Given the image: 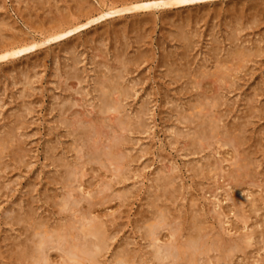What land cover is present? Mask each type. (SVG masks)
<instances>
[{
    "label": "bare ground",
    "instance_id": "bare-ground-1",
    "mask_svg": "<svg viewBox=\"0 0 264 264\" xmlns=\"http://www.w3.org/2000/svg\"><path fill=\"white\" fill-rule=\"evenodd\" d=\"M28 1V0H27ZM41 1V0H40ZM49 1H51V0H42L39 4L37 3V0H36V2H35V0H34V4L31 6H29L30 8H36V9H38V8H41L42 10H43V8H45V11H46V8H47V6L46 7H42V4H47V3H44V2H49ZM65 1V3H66V6L64 5V6H62V8H64V9H67L66 10V13H64L63 14V11L61 12V10H59L62 14H60L59 13V11H56V13H55V11L53 12V15H54V13H55V15L57 14V12L59 13V15H56V16H58V17H53V16H51V15H49L47 12H46V14H48V17L49 16H51V17H49V20H44V18H45V15H44V18H43V20H44V22H46L45 24L43 23V24H40V26H41V28L39 27V29L40 30H38V33H36V34H39L38 35V37H32V36H28V37H26L25 38V36H22L23 38H21L20 37V34L18 35L19 37L18 38H16L17 37V34H18V31L16 32L15 30H18V29H16V27H15V29H13L12 28V30H11V28L9 29V28H7V27H10L9 25H11L10 24V22L9 23H6L3 19H0V62H3V64H8V63H12V62H14V60L16 59H18V58H20L21 56H23V55H26V54H28V53H30V52H32V51H35L36 49H38V48H40L41 46H43V45H45V44H47V43H50V42H56V41H59V40H64V42H63V49H68V52H69V59H70V62H71V66H72V68H71V66H70V68L72 69V71L74 72L75 70L74 69H76V67H77V65L78 64H80L81 63V59L79 58V56H76V53H75V48L77 47V45L76 44H78L77 42L75 43H72V40H73V38H76L78 35H75V34H77V33H79L82 29H85L86 30V28H91L92 26H97L98 27V24H100L101 25V22L102 21H105L106 19H109V18H111V20H109V21H112L113 22V20L114 19H112V17H114V18H116V19H123V18H126V14H130V16L129 17H136L137 16V18H139L138 16H142V18H144L145 19V21L141 18V20H139V23H140V25H142V26H144V24H146V23H149V22H147L146 20H147V16H149V15H151V18H153L154 17V14H155V11H157V12H159L160 13V15H162L163 13H167V12H170V11H172L173 9H176V8H179V9H183V8H186V7H189V6H201V5H206V4H210V3H215V1H218L219 3H217L216 2V4H220V3H222V1L223 0H100V4H99V6L98 7H93V6H96L95 4L92 6V5H90L91 3H86V2H88V1H85V0H64ZM231 1V0H230ZM242 1V0H241ZM245 3H246V1L247 0H243ZM250 1V0H249ZM258 1V0H257ZM17 2V4H18V2L19 3H21V0H19V1H16ZM29 3L30 2H33V1H28ZM53 2H56L57 3V1L55 0V1H53ZM52 2V3H53ZM227 2V1H226ZM226 2H225V4H226ZM236 2V1H235ZM239 3H240V1H238ZM237 2V3H238ZM50 3V2H49ZM60 3V2H59ZM64 3V4H65ZM232 3V2H231ZM248 3V2H247ZM246 3V4H247ZM1 4V3H0ZM58 4V3H57ZM62 4V3H61ZM224 4V3H223ZM228 4H230L229 3V1H228ZM236 4V3H235ZM243 4V3H242ZM261 4V3H260ZM53 5V4H52ZM98 5V4H97ZM222 5V4H221ZM220 5V6H221ZM234 5V4H233ZM245 5V4H244ZM254 5V4H253ZM256 5H257V3H256ZM263 5V4H262ZM1 6L2 5H0V9H2L1 8ZM18 6V5H17ZM26 6V5H25ZM55 5H53V7H54ZM57 6V5H56ZM55 6V7H56ZM59 6V5H58ZM203 6V7H204ZM211 6V5H210ZM227 6V5H226ZM236 6V5H235ZM249 6H251L250 4H249ZM50 7V6H49ZM60 7L61 6H59V9H60ZM180 7H182V8H180ZM223 7V6H222ZM200 8V7H199ZM215 8H216V10H217V7H216V5H215ZM215 8H214V10H215ZM240 8V7H239ZM242 8V7H241ZM263 8V7H262ZM40 9V10H41ZM196 9V8H195ZM230 9V7L228 8V10ZM235 10H237L238 9V7H237V9L236 8H234ZM248 9V8H247ZM253 10H254V7L252 8ZM251 9V10H252ZM19 10V9H18ZM39 10V9H38ZM39 10V11H40ZM52 10V9H51ZM187 10V9H186ZM216 10H215V12H216ZM231 10V9H230ZM229 10V11H230ZM244 10H246V9H244ZM258 10V9H257ZM256 10V11H257ZM264 10V9H263ZM38 11V14L37 15H39V13L41 14L42 12H39ZM53 11V10H52ZM51 11V12H52ZM174 11H176V10H174ZM181 11V10H180ZM182 11H184V10H182ZM201 11V10H200ZM209 11V10H208ZM232 11V10H231ZM23 12V11H22ZM25 12V11H24ZM31 12V11H30ZM36 12V10L34 11V13ZM178 11H176V13H177ZM190 12V11H189ZM204 12V10L202 11V13ZM206 12V11H205ZM219 12V11H218ZM236 12V11H235ZM19 13H20V11H19ZM142 13V14H141ZM180 13V12H179ZM178 13V14H179ZM182 13V12H181ZM195 13V12H194ZM199 13L200 12H198V17L202 14V13H200V15H199ZM210 13V11L207 13V14H209ZM244 13V12H243ZM251 13V12H250ZM255 13V12H254ZM1 14H3V12L1 13ZM32 14V12L31 13H29V16ZM172 14V13H171ZM190 14V13H189ZM215 14V13H214ZM229 14H232L231 12L229 13ZM236 14V13H235ZM235 14H234V16H235ZM245 14H247V13H245ZM248 14H249V12H248ZM247 14V15H248ZM20 15V14H19ZM36 15V16H37ZM152 15H153V17H152ZM174 15V14H173ZM173 15H171V17L173 16ZM175 15H177V14H175ZM183 15H184V13H183ZM211 15V14H210ZM216 15V14H215ZM238 15V14H237ZM246 15V16H247ZM251 15V14H250ZM0 16H5V15H0ZM22 14H21V19H22ZM25 16V15H24ZM33 16H34V14H33ZM203 16V15H202ZM205 16V15H204ZM231 16H233V15H231ZM233 16V17H234ZM128 17V18H129ZM150 17V16H149ZM159 17V16H158ZM168 17V16H167ZM170 16H169V18H171ZM178 17V16H177ZM193 17H194V15H193ZM233 17H230V18H233ZM237 16H235L234 18H236ZM252 17V15L250 16V19H251V21L254 19L253 17ZM7 17H5V19H6ZM33 17H31V20H33L32 19ZM151 18H149L150 20H151ZM174 18V17H173ZM190 18V17H189ZM203 18V17H202ZM8 19V18H7ZM34 19H36V18H34ZM157 19V18H156ZM159 19V18H158ZM163 19V18H162ZM182 19H184V17L182 18ZM192 19V18H191ZM193 19H196L197 20V18L196 17H194ZM244 19H246V18H244ZM10 20V19H9ZM170 20V19H169ZM188 20V19H187ZM186 19H185V21H187ZM234 20V19H233ZM240 20H241V17H240ZM256 20V19H255ZM25 21V20H24ZM128 21V20H127ZM136 21V20H135ZM152 21V22H151ZM150 22L151 23H153V20H151ZM193 21H195V20H193ZM199 21V20H198ZM197 21V22H198ZM250 21V22H251ZM26 22V21H25ZM33 22V21H32ZM34 22H36L35 20H34ZM38 22V21H37ZM117 22V21H116ZM115 22V23H116ZM120 22H121V20H120ZM156 22V21H155ZM154 22V23H155ZM190 22V21H189ZM231 22V21H230ZM257 22V21H256ZM256 22H254V23H256ZM5 23H6V25H8V26H6V30H7V32L8 31H10L11 30V33L14 31V33L16 32V37H14V35L12 36H9V35H6L5 34V32H3V31H1V26H4L5 25ZM27 23V22H26ZM118 23H119V20H118ZM131 22L129 21V24H130ZM135 23V22H134ZM187 23V22H186ZM193 22H191V24H192ZM233 23V22H232ZM242 23H243V19H242ZM242 23H241V25H242ZM247 23V22H246ZM249 23V22H248ZM247 23V26L249 25V26H251V23H249L248 24ZM253 23V22H252ZM253 23V24H254ZM36 24V23H35ZM104 24V23H103ZM109 24V23H108ZM114 24V23H113ZM122 24V23H121ZM128 24V23H127ZM163 24V23H162ZM170 23H168V25H169ZM171 24H173V23H171ZM190 24V25H191ZM212 24V23H211ZM230 24V23H229ZM234 24V23H233ZM257 24V23H256ZM256 24H254V27H255V25ZM258 24H259V22H258ZM12 25H14V24H12ZM46 25V26H45ZM125 25V24H124ZM139 25V24H138ZM175 25V24H174ZM183 25H184V23H183ZM214 25V24H213ZM235 25V24H234ZM233 25V26H234ZM238 25H239V23H238ZM15 26V25H14ZM113 26V25H112ZM116 26H117V24H116ZM115 26V27H116ZM118 26L120 27L121 25L120 24H118ZM135 26H136V23L134 24V29H135ZM142 26H141V28H142ZM175 26H178V23H177V25H175ZM186 26V25H185ZM184 26V27H185ZM195 26H197L196 24H195ZM229 26V25H228ZM243 26H245L244 24L242 25V27ZM257 26V25H256ZM38 27V26H37ZM105 26L103 25V28H104ZM119 27H116V28H118V29H121V28H119ZM124 27V26H123ZM128 27V26H127ZM130 27H131V24H130ZM168 27H170V25L168 26ZM186 27H188V26H186ZM197 27H201V25L200 26H197ZM196 27V28H197ZM227 27V26H226ZM235 27V26H234ZM236 27H237V24H236ZM239 27V26H238ZM246 27V26H245ZM253 27V26H252ZM251 27V28H252ZM146 28V27H145ZM171 28V27H170ZM179 28H181L182 29V27H181V25H179ZM191 28V30H192V26L190 27ZM199 28H197V29H199ZM213 28H214V26H213ZM247 28V27H246ZM244 28L243 27V29H245V30H247V29H249V28ZM4 29V28H3ZM4 29V30H5ZM9 29V30H8ZM30 29V28H29ZM32 30H33V28H31ZM30 29V30H31ZM36 29V28H35ZM108 29H110V28H108ZM150 28H148V30H149ZM184 29V28H183ZM185 29H187V28H185ZM228 29V33L226 34V36L228 35L229 36V28H227ZM235 29V28H234ZM241 29V28H240ZM242 29V30H243ZM122 30V29H121ZM121 30H119V34H120V31ZM139 30H140V28H139ZM146 30V29H145ZM167 30V29H166ZM232 30V29H231ZM230 30V31H231ZM236 30V29H235ZM245 30H243V31H245ZM36 30H34V32H35ZM128 31H129V29H128ZM130 31H131V28H130ZM168 31L169 30H167V33H168ZM171 31V30H170ZM178 31V30H177ZM182 31V30H181ZM183 31H185V30H183ZM196 30H194L193 29V31H190L189 30V32L191 33V32H195ZM198 31V30H197ZM200 31H201V29H200ZM209 31V30H208ZM240 31V30H239ZM250 31H253V30H250ZM261 31H263V30H261ZM20 32H22L21 30H19V33ZM33 32V33H34ZM96 32H97V30H96ZM105 32V31H104ZM107 32V31H106ZM124 32V31H123ZM123 32H121V33H123ZM135 32V31H134ZM139 32H141V30L139 31ZM144 32H148V31H144ZM172 32V31H171ZM176 32V31H175ZM174 32V33H175ZM218 32V31H217ZM236 32V31H235ZM242 32V31H241ZM241 32H239V33H241ZM246 32V31H245ZM24 32H22V34H23ZM102 33V35H103V31L101 32ZM101 33H100V35H98L99 36V38H100V36H101ZM130 33V32H129ZM131 33H132V31H131ZM150 33H152V32H150ZM167 33H165V34H167ZM182 33V32H181ZM180 32H179V35L181 34ZM184 33V32H183ZM182 33V36H177V34L175 35L177 38L178 37H180V39H182V40H184L185 42H187V45H186V47L188 48V47H193L194 46V44L192 45L191 44V37L192 36H195V34L194 33H191V37H188V35H187V33H188V31L186 32V33H184L183 34ZM196 33H198V32H196ZM208 33V32H207ZM210 33V32H209ZM215 33V32H214ZM231 33V32H230ZM249 33V32H248ZM254 33V32H253ZM252 33V34H253ZM255 33H257V32H255ZM255 33H254V35H255ZM263 33V32H262ZM97 34V33H96ZM95 34V35H96ZM118 34V33H117ZM133 34V33H132ZM139 34H141V33H139ZM164 34V33H163ZM168 34H170V33H168ZM212 34V33H211ZM232 34V33H231ZM230 34V35H231ZM242 34V33H241ZM245 34V33H244ZM250 34V33H249ZM25 35H27V34H25ZM74 35V36H73ZM93 35V34H92ZM116 35V34H115ZM198 35H199V33H198ZM209 35V37H210V40H212V37L210 36V34H208ZM215 35V34H214ZM235 35L237 36V33H235ZM247 35V34H246ZM246 35H243L244 36V38L246 37ZM260 35H262V34H260ZM263 35H264V33H263ZM70 36H72V37H70ZM91 36V35H90ZM122 35H120V37H121ZM144 36V38H145V36H146V34H144L143 35ZM142 34H141V38L139 37V40L140 39H142ZM149 36V35H148ZM168 36V35H167ZM174 36V35H173ZM172 35H171V37H173ZM200 36V35H199ZM213 36V35H212ZM217 36V35H216ZM227 36V37H228ZM239 36V35H238ZM241 36V35H240ZM248 36V35H247ZM252 36V35H251ZM259 35H257V36H255V37H258ZM79 37V36H78ZM103 37V36H102ZM136 38H137V36H135ZM168 37H170V36H168ZM196 37H198V36H196ZM196 37H194V38H196ZM264 37V36H263ZM82 38H84V37H82ZM91 38V37H90ZM104 38H106V36L104 37ZM103 38V39H104ZM124 38V37H123ZM134 38V37H133ZM175 38V37H174ZM199 38V37H198ZM214 38V37H213ZM231 38V36L229 37V39ZM250 38V37H249ZM77 39V38H76ZM85 39V38H84ZM96 39H98V38H96ZM217 39H219V38H217ZM232 39H234V38H232ZM232 39L231 40H228L229 42L230 41H232ZM240 39H242V38H240ZM251 39V38H250ZM253 39H254V37H253ZM258 39H260L259 37H258ZM257 39V40H258ZM88 40H89V38H88ZM101 40V39H100ZM120 40V39H119ZM125 40V39H124ZM139 40H135V43H136V41H138V43H140L139 42ZM175 40H176V38H175ZM181 40V41H182ZM198 40V39H197ZM225 40V39H224ZM227 40V39H226ZM225 40V41H226ZM248 39H246L245 41H247ZM264 40V39H263ZM76 41H78V40H76ZM82 41H83V39H82ZM89 41H91V40H89ZM103 41V40H102ZM141 41V40H140ZM171 41V40H170ZM183 41V42H184ZM194 41H196L195 39H194ZM209 41V40H208ZM221 41V40H220ZM223 41V40H222ZM224 41V42H225ZM227 41V42H228ZM242 41V40H241ZM254 41H255V44H256V40H253V42L252 43H254ZM262 41V40H261ZM260 41V42H261ZM79 42V41H78ZM142 42V41H141ZM175 42V41H174ZM177 42V41H176ZM179 42H180V40H179ZM183 42H181V43H183ZM198 42V41H197ZM196 42V43H197ZM215 42V41H214ZM213 41L211 42V44L212 43H214ZM228 42V43H229ZM123 43H125L124 41H123ZM133 44H134V41L132 42ZM138 43H136V45L138 44ZM195 43V44H196ZM248 43V42H247ZM262 43V42H261ZM103 44V43H102ZM128 44V43H127ZM214 44H216V43H214ZM224 44V43H223ZM229 44H231L232 45V43H229ZM245 44H246V42H245ZM62 45V44H61ZM61 45H59V47L61 46ZM83 45V44H82ZM121 45V49H122V52H124L123 50H125L124 49V47H127L126 45H124V44H120ZM122 45H123V47H122ZM129 45V44H128ZM139 45V44H138ZM134 46L137 50H135V51H138V47L140 46ZM226 45V44H225ZM230 45V46H231ZM235 45H236V43H235ZM249 45V44H248ZM257 45H258V43H257ZM256 45V46H257ZM58 46V45H57ZM79 46V45H78ZM142 46V45H141ZM140 46V47H141ZM224 46V45H223ZM227 46V45H226ZM251 46H253V44L251 45ZM255 46V47H256ZM80 47V46H79ZM118 47V46H117ZM129 47V46H128ZM174 47H175V45H174ZM176 47L178 48L179 46H177L176 45ZM175 47V48H176ZM198 47V46H197ZM218 48L220 47V48H223V47H221V46H217ZM216 47V48H217ZM228 47V46H227ZM225 48V49H227L228 50V48ZM240 47V46H239ZM247 47V46H246ZM249 47V46H248ZM255 47H254V49H255ZM261 46H259V47H256V49L254 50V49H250V47H249V49H247V50H245L244 48H242V47H240V48H235L234 49V47H230V49L232 50L231 51V54H230V61L232 60L233 62H235V63H233V62H230L229 64H228V62H226V60L225 59H223V57L222 58H217V54H219V52L217 53V52H215L216 54H213L214 56V58L211 60V58H210V61H212L211 63H215L214 64V69H213V71L211 72V69H210V71H208V69L206 70L205 68H206V66H204V68L202 69V70H200V71H198V72H193V74L195 73V75L193 76V74H192V72H191V74H192V78L193 77H195L196 78V75L198 74L199 76L198 77H200L201 76V78H198V79H202V78H207V81H205L204 79V81L202 80V82H204L205 84H206V86L204 87V88H202L203 90V92L205 93V91L207 92L209 89H211L212 87H208L207 85H209V86H211V85H213V83L210 85V84H208L209 82H208V78H209V80H211V81H213V82H215L214 84H219V85H216V87H217V89L216 90H218V91H216V93L215 94H213V93H210V94H212V95H210V96H208V94L207 93H209L210 91H208L206 94H201V93H203V92H201V93H196V94H201V96L202 95H204L203 97H201V99L199 100V101H196V99H195V101H196V103H191L190 104V102H189V104L187 105V104H185V105H187V110H188V112L189 113H187V115L189 116H187V117H185L186 115H183L184 117H179L178 115L179 114H184L182 111H180L181 109H179V110H177L176 108L177 107H175V109H174V107H172L171 106V108H169L170 110L172 109L173 110V113H174V110L175 111H180V112H182V113H180V112H178L179 114L178 115H176V116H178V117H176L175 116V118H176V120L177 121H179V122H181V124H185V125H187L188 123H189V125L191 124V123H194L195 125L193 126L194 128H193V130L192 129H190L189 127H186V129L187 128H189L191 131H192V133L191 134H188V132L189 131H186L187 132V134H185L186 132L184 131V133H183V131H182V129H181V132H182V134L184 135V136H186V135H189L190 136V139H191V142H192V145L193 146H195V153H201L202 151H204L205 150V148L206 147H209V145L211 144L212 145V143H214L213 141H212V143H210L211 141H209L208 142V140H215V144L214 145H216V144H218V146L217 147H219V146H224V145H228L226 148H228L229 149V147H230V150L229 151H231V153L229 154V155H231L230 156V158H232V157H234V159L232 160V159H230L229 158V156H225L226 158L228 157V159H230V163L227 161V163L229 164L228 166H230L229 168L230 169H228V171L227 172H225V171H222L223 169H222V166L219 164L221 161H223L224 162V160H227V159H223V158H225V157H223V156H221L222 154H223V152H222V154L220 153V155L219 156H221V157H223L221 160H219V162L217 161V160H213L212 162H209L208 160H209V158L207 159V157H206V159L204 160V158H203V162H205V161H207V162H205L204 164H203V166H201L200 164H199V166H198V163L196 162V161H194V162H196V164H197V166H198V169H189V166L190 165H185V167L186 166H188L187 168L190 170V171H193V172H195V175H197L198 174V176H201V178H205V180H210L211 181V179L212 178H214V177H219L218 176V172H224V173H226V177L229 179V181L230 182H234V183H240L241 181V179H242V182H244V181H246V180H254V178H255V180L257 179V177H258V175H259V173L257 172V171H255L256 169H257V167H260L263 163H264V159L262 160H260V158L258 159L257 157H255V158H257L258 160H256V159H254V156L256 155V153H257V150L254 148V149H251V145H253V144H250V143H252V138L254 137V134H253V132H254V129H252V127H253V125H254V123H253V120L256 118V117H258V115H259V109H258V107H257V105L255 104V100H256V102H257V100H258V98H259V96H255V93H254V90H253V95L255 96V98H257V99H255L254 98V96H252V98L250 97L249 99H247L248 100V102H250V104L248 103H246L247 104V107H248V111H247V114H248V117L246 118L245 117V121H243L244 119H243V117H240L239 115V117H237V119H235L234 118V120H238V119H242L241 121L242 122H240V121H237V123H227V121H229L230 120V118L226 121V123L227 124H231V126H227L226 125V123H225V126L224 125H221V122H220V118H222V116L224 117V115H222L221 116V114H224L225 112H227V113H225V115H228L229 114V112L228 111H225V112H223L222 113V111H221V114L219 115H217L216 114V111H218V110H216L215 111V113L212 111V110H215L216 108H219V106L221 105L222 106V102H221V92H222V86H220V84L221 85H224L225 83H228V81L231 83V79H230V77L231 76H234L235 75V77H236V73H233L234 71L233 70H235V71H237V70H239V69H242L241 71H243L244 73L243 74H245L246 72H247V70L246 71H244L243 70V68H245L244 67V65H245V63L246 62H250L251 60L252 61H254L255 62V60L257 59L256 57L257 56H259L260 54H261V48H260ZM61 48V47H60ZM95 48V47H94ZM134 48V49H135ZM174 48V49H175ZM217 48V49H218ZM253 48V47H252ZM100 49V48H99ZM121 49L116 53V55H120L121 54ZM142 49V48H141ZM186 49V48H185ZM40 50V49H39ZM59 50H61V49H59ZM143 51H144V48L142 49ZM187 50H189V48L187 49ZM186 50V51H187ZM214 50H215V48H214ZM214 50H213V52H214ZM224 50V49H223ZM77 51V50H76ZM101 51V50H100ZM99 51V52H100ZM103 51H105V50H103ZM148 51V50H147ZM171 51V50H170ZM189 51H191V50H189ZM216 51H219V49L218 50H216ZM221 51V50H220ZM229 51V50H228ZM38 52V51H37ZM59 52V51H58ZM67 52V53H68ZM83 52V51H82ZM115 52V51H114ZM113 52V53H114ZM119 52H120V54H119ZM127 52H129V51H127ZM144 52H146V49H145V51ZM168 52L169 51H167L166 53L168 54ZM174 52V51H173ZM176 52V51H175ZM177 52H179L178 50H177ZM206 52H208V50L206 51ZM60 53H62L61 51H60ZM65 53L66 52H64V55H65ZM102 53V52H101ZM138 53V52H137ZM137 53H136V55H137ZM146 53H148V52H146ZM145 53V54H146ZM170 53V52H169ZM187 54H188V51L186 52ZM183 54V52L181 53V54H183V57H179L178 58V62L179 63H177V58L175 59V54H174V59L172 60V63H171V66L173 67H171L172 69H170V66H168L169 67V69H170V71H173L174 73H175V75H176V77H178V81H179V79L180 78H183V76H188V75H190V71H189V69L190 68H188V66H187V60H185L186 58H184V56L185 57H188V55L187 54ZM222 54H223V52H221ZM225 53H226V51H225ZM229 53V52H228ZM263 54H264V51L262 52ZM55 54V53H54ZM78 54L80 55L81 54V52L79 53L78 52ZM83 54V53H82ZM81 54V55H82ZM96 54V53H95ZM105 54V53H104ZM141 54H143L140 50H139V56H142ZM167 54H166V57H167ZM179 54H180V52H179ZM180 54V55H181ZM207 54V53H206ZM206 54H204V55H206ZM209 54H211V53H209ZM227 54V53H226ZM37 55V54H36ZM45 55V54H44ZM67 55V54H66ZM94 55V53H92V56ZM131 55L133 56V54H132V52H131ZM163 55H164V53H163ZM170 55H172V54H170ZM170 55H168V56H170ZM179 55V56H180ZM192 55V54H191ZM190 55V56H191ZM193 55H194V52H193ZM208 55V54H207ZM206 55V56H207ZM56 56V55H55ZM54 56V57H55ZM114 56H115V54H114ZM126 56V55H125ZM139 56L137 55L135 58H134V56H133V60L131 59V60H129V61H126L125 63L127 64V66L130 64V66H132V64H136L138 61V59H139ZM145 56V55H144ZM178 56V55H177ZM38 57V56H37ZM41 57V56H40ZM40 57H39V59H40ZM104 57V56H103ZM121 57V56H120ZM128 57V55L126 56V58ZM210 57V56H209ZM209 57H207V59L209 58ZM212 57V56H211ZM67 58V57H66ZM82 58V57H81ZM98 58H100V56L98 57ZM116 58H117V56H116ZM115 58V59H116ZM129 58H131V57H129ZM165 58V57H164ZM169 58H172V57H169ZM194 58V57H193ZM192 58V59H193ZM225 58V57H224ZM226 58H227V56H226ZM255 58V59H254ZM41 59H43V58H41ZM44 59H45V56H44ZM43 59V60H44ZM54 59V58H53ZM69 59H67V60H69ZM80 59V60H79ZM122 59H123V57H122ZM161 59H163V57L161 58ZM161 59H159L160 60V62H161ZM189 59V58H188ZM195 59L196 58H194V61H195ZM205 59V58H204ZM228 59V58H227ZM254 59V60H253ZM262 59V58H261ZM15 60V61H16ZM20 60V59H19ZM34 60V59H33ZM105 60V59H104ZM103 60V61H104ZM114 60V59H113ZM140 60V59H139ZM143 60V59H142ZM142 60H140V61H142ZM165 60H166V58H165ZM189 60H191V59H189ZM197 60V59H196ZM36 61V60H35ZM63 61H65V60H63ZM114 61H116V63H118L117 65H115V67H119L120 65H122L123 64V62L125 61V58L123 59V60H121V61H119V59H117V60H114ZM118 61V62H117ZM163 61H164V59H163ZM162 61V62H163ZM169 61V60H168ZM167 61V62H168ZM171 61V60H170ZM203 62H204V60H202ZM209 61V60H208ZM251 61V62H252ZM257 61V63L259 62L258 60H256ZM46 62V61H45ZM66 62V61H65ZM96 62H97V64H100L101 65V63H102V65L103 66H105V62H102V59L101 60H96ZM96 62L94 61V63L96 64ZM99 62H101V63H99ZM131 62V63H130ZM142 62H144V60L142 61ZM183 62V63H182ZM192 62V61H191ZM202 62V63H203ZM227 64H226V63ZM17 63V62H16ZM28 63H30V62H28ZM40 63V62H39ZM39 63H37V65H36V67L39 65ZM105 63V64H104ZM115 63V64H116ZM139 63H141V62H139ZM170 63V62H169ZM194 63V62H193ZM192 63V64H193ZM196 63V62H195ZM256 63V64H257ZM260 63H261V61L259 62V65H260ZM2 64V63H1ZM26 64V63H25ZM33 64V65H34ZM63 64V63H62ZM92 64V63H91ZM96 64V65H97ZM107 64H108V62H107ZM106 64V66H107V68H108V65ZM120 64V65H119ZM126 64H123L124 66H126ZM163 64H165V63H163ZM189 64V63H188ZM252 64V63H251ZM254 64V63H253ZM12 65V64H11ZM67 65V64H66ZM66 65L64 64L62 67H63V69L66 71L67 70V68H68V66L69 65H67V67H66ZM95 65V66H96ZM99 65V66H100ZM162 65V64H161ZM167 65H169V64H167ZM199 65H200V63H199ZM206 65V64H205ZM261 65H262V63H261ZM3 66V65H2ZM13 66V65H12ZM105 66V67H106ZM129 66V67H130ZM134 66V65H133ZM139 66L140 65H138V66H136V67H138L139 68ZM190 66H192V65H190ZM189 66V67H190ZM195 66V65H194ZM194 66H193V68H194ZM203 66V65H202ZM245 66H247V65H245ZM1 67V66H0ZM5 68H6V65L4 66ZM18 67H19V65H18ZM35 67V68H36ZM41 67H43V66H41ZM64 67H66V68H64ZM78 67H80V66H78ZM77 67V68H78ZM102 67V66H101ZM104 67V68H105ZM112 67H113V65H112ZM120 67H122V66H120ZM119 67V68H120ZM135 67V68H136ZM165 67H166V65H165ZM168 67H166V68H168ZM195 67H197V66H195ZM208 67H209V64H208ZM207 67V68H208ZM248 67V66H247ZM246 67V68H247ZM254 67V66H253ZM260 67V66H259ZM2 68V67H1ZM13 68H15V65L13 66ZM22 68V67H21ZM24 68H26V66L24 67ZM94 68H96L97 70H98V68L99 67H94ZM118 68V70L119 71H117L116 73H115V75H114V73H111V74H113V75H109V73H108V75H105L106 73H107V71L105 72V74L103 73L102 74V70H101V72H99V73H97V71L94 69L93 71H94V73L96 72L97 73V75L98 76H101V77H96V79L97 80H95V83L93 82L94 80L92 79V82L94 83L93 84V88L95 87V89H93V90H95V92L97 93V96H96V94L94 95V96H96V99H98L97 101L98 102H100V103H97V104H100L99 105V110H97V111H100L99 113L101 114L99 117H96V120H95V126L93 125V129L91 130V132H89V131H86V130H84V128H85V126L87 125L88 126V124H90V122L89 121H92V119H88V117L86 116V118H85V120L84 119H81L80 118V113L78 114L76 111L74 112V110L72 109V104H65V100H67L68 98H66L65 100H62V98H64V97H61V95H59L58 96V98H59V101L61 102L60 103V111H56V108H55V112H57L58 114H59V118L58 119H54L56 122H57V126H60L59 124H61V125H63V129L65 130L64 131V133L66 132L67 133V135H71V137H72V139H73V141L72 140H70V141H68V142H66V144L65 145H67V143H69V144H71V145H69V147H64L65 149H67V148H69V150L71 149L72 151H74V152H76L77 154H75L76 155V158H75V160H73V162H71V164H70V162H68L67 160H65V159H63L61 156H58V157H54L55 155H58V154H56L55 153V151H53V152H51V150H50V152L51 153H53V156L52 157H50V158H48V159H51L52 160V162L50 163V164H52V163H54L55 165H53L52 164V166H54V168H56V170H54V171H56V175L54 174V176H55V178L53 179H51L50 178V184H54V185H59V190L61 191V194H60V192H58V194L59 195H61L60 197H58V198H60L59 199V201H57L56 200V202H57V205H58V210L56 211V209H53L52 208V211L50 212V213H48V214H50V216L52 215V214H56V220H55V218L54 219H51V218H49V217H46V216H44V215H42V214H40V212H41V209H40V212H37L38 211V206H35L34 205V203H35V199L34 200H32V201H28V199H30V198H26V197H29V196H26V197H24L25 198V200H23L24 201V203L21 205V203L19 202V203H16L15 205L18 207L17 209L15 208V210L17 211H15V215H13V213L11 214V213H7V214H9V215H12L10 218H7V219H9L11 222H9V223H4V224H7L8 225V227H10V226H12V227H10V228H13L12 230H14L15 231V236H13V235H11V236H13V238H10V239H12V241H11V245L9 246V247H7V245H4V247L6 246V248L7 249H3V251L5 252H7V255L4 257V255H3V257L5 258V260H6V257H7V261L5 262V264H86V263H89V264H92V263H96L97 262V264H100V262H98V261H100L98 258L100 257L101 258V256H103V255H106V254H103L104 252H107L108 251V249H110V245H111V241L114 239V238H116L117 236H118V233H121L119 230H120V228L122 229V227L120 226V228H119V225H118V228H117V226H115V223H114V220H113V218L114 219H116V217H113L112 216V213H111V210H110V213L109 214H111V219H109V220H107L108 218H110L109 216L106 218L105 217V215L107 216V214H106V210H104V209H102V207L101 206H103L106 202L108 203L110 200H113V199H115L114 201H116V199H118L120 202L122 201V202H124L127 198H128V196L129 195H132V198H134L133 197V195H136V193H138L137 191H136V189H137V186H131V185H127V186H131L130 188H132V189H134V190H125V189H127V188H125V185H124V183L126 182V181H128L129 179H131L132 178V175L134 176V174H137V173H135L134 172V169L132 170V168L134 167H132L131 165L133 164V162L134 161H136L135 159H137V158H140L141 156H140V153H142V152H139L140 150H141V148H140V150L139 149H137V150H139L138 152V157H137V151H136V154H134V153H132V151L130 150V147L132 146V143L134 142V144L136 143L135 142V140H133V135H136V133H139L140 131H141V133L142 132H144V130H145V128L147 127V125H146V116H148V113H149V104L147 105V103L148 102H146V103H142L141 105H140V110H138V112L136 113V116L135 115H133V116H135V119L133 118V120L130 118V116H128V114H121L123 111H124V109H126L125 108V105H127V104H125V102H126V100L128 99L129 100V95L131 94V93H133V92H129V90H128V86L127 85H125V87H123V85H124V83H123V85L121 84V82L119 81V80H122L123 81V78H124V76H126V73L128 74V73H130L129 71L127 72H124V70L123 71H120V70H122V68H120L119 69ZM134 68V67H133ZM133 68L131 69V68H129V69H126V70H133ZM15 69H17V68H15ZM19 69V68H18ZM30 69V68H29ZM42 69V68H41ZM69 69V68H68ZM115 69H117V68H115ZM124 69V68H123ZM248 69H250V68H248ZM251 69H253V68H251ZM250 69V70H251ZM2 69H0V71H1ZM23 70V69H22ZM21 70V71H22ZM70 70V69H69ZM78 70H83V67L81 68V69H78ZM100 70H98V71H100ZM110 70H111V68H110ZM109 70V71H110ZM191 70V69H190ZM198 70V69H197ZM196 70V71H197ZM231 70H232V73L234 74V75H232L231 74ZM254 70V69H253ZM3 71V70H2ZM1 71V73H5V72H2ZM5 71V70H4ZM9 71H11V70H9ZM18 71V70H17ZM36 71V70H35ZM63 71V70H62ZM72 71L70 70V73H72ZM84 71V70H83ZM249 71V70H248ZM25 72H26V70H25ZM30 72H31V70H30ZM37 72V71H36ZM35 72V73H36ZM64 72V71H63ZM68 72V73H67ZM66 73L64 72V74L62 75L63 76V78L65 77H67L68 78V80L70 79V78H73V79H77V82H78V75H80V72L79 71H77L78 72V75L76 74L77 72L75 71V73L74 74H70L69 73V71H67ZM133 72H135L134 70H133ZM132 72V73H133ZM165 72H167L166 70H165ZM169 72V71H168ZM168 72H167V74H168ZM8 73L9 72H7V76H8ZM12 73V72H11ZM11 73H9V75H11ZM20 73V72H19ZM21 73H23V72H21ZM20 73V74H21ZM59 73V72H58ZM81 73H83L82 71H81ZM95 73V74H96ZM197 73V74H196ZM239 73V72H238ZM247 73H249V72H247ZM246 73V74H247ZM101 74V75H100ZM166 74V75H167ZM169 74H171L170 72H169ZM241 74V73H240ZM240 74L239 75H237V76H240ZM13 75V74H12ZM12 75L10 76V79H13V80H11V84H12V81H14L15 80V77H16V75L14 76V78L12 77ZM64 75H66V76H64ZM83 75V74H82ZM173 75V74H172ZM175 75H173V77L176 79V77H175ZM251 75V74H250ZM32 76V75H31ZM57 76V75H56ZM128 76V75H127ZM132 76V75H131ZM135 76V75H134ZM242 76V75H241ZM241 76H240V78H241ZM19 77V76H18ZM17 77V78H18ZM61 77V76H60ZM80 78H79V83H81V78H82V80H84L83 79V76H79ZM165 77V76H164ZM167 77V76H166ZM22 78V77H21ZM31 78V77H30ZM30 78L26 75V78H24V80H21L20 78H18L19 80H17V81H19L18 83L19 84H17L16 83V85H17V88H18V90L17 89H15L16 90V92H18V91H20V95L19 96H21V93H24L23 94V96H22V98L21 99H23V101H24V104H22V101H20L21 102V104L20 105H18V106H21L20 108L22 109H20L22 112H19V113H17L18 112V109L17 110H15L16 111V113L15 112H10V114L12 113L13 115V118H10L11 119V121H12V119H13V122L10 124V125H8V126H6V128L4 129V130H2V132H0V197H3V198H7V196L9 195L10 197L14 194L13 193V191H15V190H12V188L14 189V187L12 186V187H10L9 186V183H12L11 182V180H12V178L11 179H9L10 177H9V175H10V172H12L14 169H20L21 168V166L22 165H27V163H26V160H25V157H27L28 156V154L30 153V152H32V151H30L29 152V150H30V148L31 149H33L32 148V146L30 147V148H28V149H26L25 148V146H26V144H28V145H31L30 144V142L32 143V141H30L29 143H27L28 141H27V138H29V136L31 137V135H29V128H30V125H31V122H30V120L33 118V116L31 117V119H30V116H29V113L31 112V107L33 108L32 110H34V109H36V107H35V104H34V106L32 105V106H30V101L28 100V101H25L26 99H28V95H29V93L30 94H33L34 92V89L35 88H33L32 87V84H34V81H32V80H30ZM34 78V77H33ZM66 78V79H67ZM131 79V80H129V79ZM170 78V77H169ZM196 78V79H197ZM39 79V78H38ZM126 79H128L127 81H131L132 82V78H130L129 76L126 78ZM136 79V78H135ZM139 79V78H138ZM190 79L191 78H189L188 77V81H190ZM197 79V80H198ZM234 79V78H233ZM65 80V79H64ZM72 80V79H71ZM137 80V79H136ZM177 80V79H176ZM193 79H191V81H192ZM237 80H240L239 78L237 79ZM241 80H243V78H241ZM241 80H240V82H241ZM36 81V80H35ZM38 81V80H37ZM59 82H60V80H58ZM134 81V80H133ZM141 81H142V79H141ZM171 80L169 79V82H170ZM175 80H173V82H174ZM194 81V80H193ZM130 82V83H131ZM137 82V81H136ZM139 80H138V84H139ZM172 81H171V83H173ZM201 82V83H202ZM208 82V83H207ZM236 82V81H235ZM238 82V81H237ZM58 83V82H57ZM133 83V82H132ZM131 83V84H132ZM136 83V84H137ZM142 83V82H141ZM176 83H177V81H176ZM184 83V82H183ZM196 84H189V83H186V81H185V83H184V85H187L188 86V88H189V86L190 85H192V86H190V88L192 87V88H194L193 90H195L196 89V87H198V85H199V81H196L195 82ZM203 83V84H204ZM239 83V82H238ZM10 84V85H11ZM59 84V83H58ZM130 84V85H131ZM174 84V83H173ZM189 84V85H188ZM233 84V85H232ZM231 85L232 86H234V82L232 83ZM15 85V86H16ZM37 85V84H36ZM61 85H62V83H61ZM96 85V86H95ZM135 84H132L131 86H130V90H132V91H134V93L135 94H137L136 92H138V91H135L136 89H135V86H134ZM227 85V84H226ZM14 85H12V87H13ZM19 86V87H18ZM63 86V85H62ZM66 84L64 85V88H66ZM169 86V85H168ZM175 86V85H174ZM178 86V85H177ZM238 86V85H237ZM241 86V85H240ZM256 86H258V85H256ZM58 86L56 85V88H57ZM138 87V86H137ZM179 87V86H178ZM181 87L183 88V85H181ZM181 87H179V88H181ZM206 87H208L209 89L207 90V88ZM215 86H213V88L212 89H215L214 88ZM224 87V86H223ZM20 88H22L21 90H19ZM63 87H61L60 89H62ZM83 88V87H82ZM81 88V89H82ZM140 88V87H139ZM189 88V89H190ZM191 88V89H192ZM238 88H239V86H238ZM256 88V87H255ZM254 88V89H255ZM258 88V87H257ZM4 89V88H3ZM9 89H11L10 87H9ZM13 89V88H12ZM58 89V88H57ZM67 90L69 89L68 88V86H67V88H66ZM77 89V88H76ZM85 89V88H84ZM190 89V92H192V90ZM228 89V88H227ZM231 89V88H230ZM237 89V88H236ZM252 89V88H251ZM63 91H64V89H62ZM74 90H75V88H74ZM166 90V89H165ZM176 89L174 88V92L173 93H175V92H177V91H175ZM180 90V89H179ZM179 90H178V92H179ZM185 90H187V87L185 88ZM198 90L200 91V89L198 88ZM226 90V88L224 89V91ZM257 90V89H256ZM5 91V90H4ZM4 91H3V93H4ZM11 91V90H10ZM37 91V90H36ZM60 91V90H59ZM62 91V92H63ZM66 91V90H65ZM78 91H80V90H76L75 92H77L78 93ZM170 91V90H169ZM172 91H173V89H172ZM182 90H180V93H182L181 92ZM211 91H213V90H211ZM258 92H259V90H257ZM256 91V92H257ZM9 92V91H8ZM15 92V91H14ZM33 92V93H32ZM68 92V91H67ZM84 92H85V90H84ZM177 92V93H178ZM37 93V92H36ZM60 93V92H59ZM80 93L81 92H79V95H80ZM87 93V92H86ZM130 93V94H129ZM147 93V92H146ZM145 93V94H146ZM150 93V92H149ZM180 93H178V94H180ZM183 93H185L184 92V89H183ZM187 93V92H186ZM228 93V90H227V92H226V94ZM28 94V95H27ZM35 94V93H34ZM66 94V93H65ZM70 94V93H69ZM88 94V93H87ZM166 94V93H165ZM257 94V93H256ZM1 96H2V94H0ZM36 95V94H35ZM54 95H57V94H54ZM68 95V94H67ZM66 95V96H67ZM114 97H113V96ZM154 95V94H153ZM188 95V94H187ZM214 95V96H213ZM229 95V94H228ZM30 96H32V95H30ZM52 96V95H51ZM63 96V95H62ZM65 96V97H66ZM151 96V95H150ZM149 96V98H151ZM178 96V95H177ZM191 96V95H190ZM196 97H194V98H198L197 97V95H195ZM4 97V96H3ZM55 97H57V96H55ZM60 97H61V99H60ZM86 97V96H85ZM113 97V98H112ZM130 97H132L131 95H130ZM166 97V96H165ZM189 96H187V98H188ZM192 97H193V95H192ZM226 97V96H225ZM225 97H223L224 99V101H226L225 100ZM229 97V96H228ZM227 97V98H228ZM245 97V96H244ZM246 97H248L247 95H246ZM2 98V97H1ZM0 98V99H1ZM57 98V99H58ZM83 100H84V98L83 97H81ZM153 98V97H152ZM174 98H176L175 96H174ZM174 98H171V99H173L174 100ZM182 98V97H181ZM187 98H186V100H187ZM193 98V99H194ZM5 99V98H4ZM3 99V100H4ZM12 99H13V97H12ZM15 99V98H14ZM13 99V100H14ZM31 99V98H30ZM33 99V98H32ZM40 99H41V97H40ZM71 99V98H70ZM89 99V98H88ZM88 99H86V100H88ZM148 99V98H147ZM146 99V100H147ZM183 99V98H182ZM17 100V99H16ZM85 100V101H86ZM127 100V101H128ZM143 101L145 100V98L144 99H142ZM145 100V101H146ZM152 100V99H151ZM150 100V102H153V100L151 101ZM222 100V101H223ZM232 101H233V99H231ZM247 100H245V101H247ZM1 101H2V99H1ZM5 101V100H4ZM37 101H39V100H37ZM79 101H81V99L79 100ZM94 101V100H93ZM162 101V100H161ZM163 101H165V100H163ZM168 101H172V100H168ZM167 101V102H168ZM179 101H181V100H179ZM223 101V102H224ZM227 101H229V98H228V100ZM226 101V103L224 102V104H226V105H228V103L229 102H227ZM235 101H236V99H235ZM235 101L233 102V104H235ZM14 103H15V100L13 101ZM19 102V101H18ZM17 102V103H18ZM67 102V101H66ZM89 102V101H88ZM87 102V103H88ZM173 102V101H172ZM175 102H176V100H175ZM183 102H185L186 103V101L184 100ZM188 102V101H187ZM33 103V102H32ZM67 103H71L70 102V100L67 102ZM83 103V102H82ZM89 103H91V102H89ZM181 102H179V104H180ZM232 103V102H231ZM243 103L245 104V102H244V100H243ZM260 103V105H261V102H259ZM262 103H263V100H262ZM1 104V103H0ZM3 104V103H2ZM9 104H10V102H9ZM54 104L55 103H53L52 102V104L50 103L49 104V107L50 108H52V107H54ZM58 103H56V105H57ZM76 104H77V101H76ZM78 104H81V103H78ZM85 104V103H84ZM178 104V102L177 103H175V105H178L179 107L178 108H180V105ZM182 104H184V103H182ZM223 104V105H224ZM243 104V106H246V105H244ZM4 105H6V104H4ZM8 105V104H7ZM52 105V106H51ZM55 105V107H58V105L56 106ZM74 105V104H73ZM86 105V104H85ZM89 105V104H88ZM91 105V104H90ZM94 105V104H93ZM155 105V104H154ZM230 105V104H229ZM259 105V104H258ZM263 105H264V103H263ZM1 106V105H0ZM13 106V105H12ZM78 106V105H77ZM95 106V105H94ZM93 106V107H94ZM130 106V105H129ZM132 106H134V105H132ZM148 106V107H147ZM163 106V105H162ZM225 106V105H224ZM231 107H233V105H230ZM230 106L229 107H227L228 109L230 108ZM240 106H241V103H240ZM239 106V107H240ZM1 107H3V105L1 106ZM35 107V108H34ZM48 107V108H49ZM91 107V106H90ZM92 107V108H93ZM96 107H97V105H96ZM127 107V106H126ZM185 107V106H184ZM226 107V106H225ZM17 108V107H16ZM49 108V109H50ZM72 109V111L71 110H69V109ZM152 108V107H151ZM223 108V107H222ZM243 108V107H242ZM242 108H239V110H243V114H244V109H242ZM9 109V108H8ZM13 110H14V108H12ZM11 109V110H12ZM39 109V108H38ZM133 109V108H132ZM138 109V108H137ZM219 109H221V108H219ZM231 109H233V108H231ZM231 109H230V111H231ZM246 109V108H245ZM261 109H262V107H261ZM264 109V108H263ZM6 110V109H5ZM19 110V111H20ZM37 110V109H36ZM168 110V109H167ZM171 110V111H172ZM184 112L186 111V109L184 108V109H182ZM50 111V110H49ZM52 111V110H51ZM67 111H69L68 112V114H67ZM71 111V112H70ZM262 111V110H261ZM5 112V111H4ZM8 111H6V113H4V114H6V115H8V113H7ZM33 112V111H32ZM35 112V111H34ZM33 112V113H34ZM78 112H81V111H78ZM131 112H133V111H131ZM136 112V111H135ZM167 112H169V110L167 111ZM237 112V111H236ZM15 113V114H14ZM35 113H38L37 111L35 112ZM56 113V114H57ZM94 113V112H93ZM172 113V112H171ZM217 113H220V112H217ZM51 114V113H50ZM67 114V115H66ZM81 114H84V113H81ZM134 114V113H133ZM168 114V113H167ZM233 114H235V111H234V113ZM261 114V113H260ZM46 116V114L44 113L43 114V116ZM88 115V114H87ZM171 115V117L170 118H172V115L173 114H170ZM261 115H263V114H261ZM260 115V116H261ZM8 116H10V115H8ZM27 116H29V118H27ZM38 116V115H37ZM49 116V115H48ZM52 116V115H51ZM83 116V115H82ZM233 116V115H232ZM232 116H230V117H232ZM237 116V114L235 115V117ZM259 116V117H260ZM5 117H7V116H4V118ZM35 117H36V115H35ZM85 117V116H84ZM152 117V116H151ZM263 119H264V115L263 116H261ZM8 118V117H7ZM174 118V117H173ZM172 118V119H173ZM30 119V120H29ZM45 119V118H44ZM148 119V118H147ZM153 119V118H152ZM223 119V118H222ZM221 119V121H223L224 122V120H225V117H224V119L222 120ZM227 119V118H226ZM253 119V120H252ZM258 119V118H257ZM257 119H256V122H257ZM46 120V119H45ZM52 120H53V116H52ZM89 120V121H88ZM109 120V121H108ZM175 120V119H174ZM233 120V119H232ZM262 120V119H261ZM4 122H6L5 120H3ZM10 121V120H9ZM47 121V120H46ZM49 121V120H48ZM85 121H87L86 123V125L85 124H83ZM106 121H108V122H110V125L109 124H107V122ZM185 121V122H184ZM30 122V123H29ZM172 123H173V121H171ZM220 122V123H219ZM34 123V122H33ZM59 123V124H58ZM148 123H150V121L148 122ZM187 123V124H186ZM50 124H51V122H50ZM174 124H176V123H174ZM180 124V123H179ZM180 124V125H181ZM258 124V123H257ZM261 124V123H260ZM264 123H262V125H263ZM33 125V124H32ZM36 125V124H35ZM47 125L49 126V124H48V122H47ZM55 126H56V124H54ZM150 125V124H149ZM171 125V124H170ZM37 126V125H36ZM47 126V127H48ZM52 126V125H51ZM50 126V127H51ZM56 126V127H57ZM109 126V127H108ZM196 126V127H195ZM258 126H259V124H258ZM257 125L255 126V127H258ZM55 127V128H56ZM149 127V126H148ZM264 127V126H263ZM1 128H3V127H1ZM31 128H33V126L31 127ZM36 128V127H35ZM52 128V127H51ZM54 128V126H53V129H54V131H58L57 130V128L55 129ZM88 128V127H87ZM91 128V127H90ZM89 128V129H90ZM170 128V127H169ZM262 128V127H261ZM261 128H260V130H261ZM34 129V128H33ZM50 129V128H49ZM60 129H61V127H60ZM173 129V128H172ZM178 129H180V128H178ZM256 129V128H255ZM257 129H259V128H257ZM263 129V128H262ZM148 130V129H147ZM175 130V129H174ZM262 131V130H261ZM34 132V131H33ZM60 132H63V131H60ZM146 132V131H145ZM179 132V131H178ZM36 132H34V134H35ZM57 133V132H56ZM175 133H177V130H176V132ZM180 133V132H179ZM179 133H177V134H179ZM190 133V132H189ZM259 134H260V132H258ZM53 134V133H52ZM182 134L180 135V138H181V136H182ZM252 134H253V137L252 138H250L248 135H250V136H252ZM259 134H257V135H259ZM36 135V134H35ZM60 135V134H59ZM66 135V134H65ZM139 135V134H138ZM174 135V134H173ZM172 135V136H173ZM261 135V134H260ZM34 136V135H33ZM131 136V137H130ZM174 136H178V135H174ZM184 136H182L183 138H184ZM256 136V135H255ZM27 137V138H26ZM67 137V136H66ZM70 137V136H69ZM136 137V136H135ZM179 137V136H178ZM177 137V138H178ZM32 138V137H31ZM50 138V137H49ZM137 138H139V137H137ZM176 138V137H175ZM175 138H173V140L175 139ZM256 138V137H255ZM257 138H259V136H257ZM261 138H262V135H261ZM263 138H264V136H263ZM262 138V139H263ZM59 139V138H58ZM61 139V138H60ZM64 139V138H63ZM179 139V138H178ZM185 139V138H184ZM184 139H182V144H185V143H183V140ZM260 139V138H259ZM139 140H141V138L139 139ZM171 140V139H170ZM170 140H169V142H170ZM176 140V139H175ZM181 139H179V141H180ZM188 140V139H187ZM250 140V141H249ZM264 140V139H263ZM60 141V140H59ZM63 141V140H62ZM61 141V142H62ZM172 141V140H171ZM185 141V140H184ZM64 142V141H63ZM175 142V141H174ZM173 142V143H174ZM181 142V141H180ZM253 142H254V144L255 143H257L256 141H254L253 140ZM55 143V142H54ZM177 144H178V140H177V142H176ZM188 143V142H187ZM261 143V142H260ZM260 143H258V145L260 144ZM33 144V143H32ZM53 144V143H52ZM62 144H64V143H62ZM61 143H60V145H62ZM79 144H81L80 146H78ZM138 144V143H137ZM140 144H142V143H140ZM171 144V143H170ZM175 144V143H174ZM176 144V145H177ZM34 145H36V143H34ZM55 145V144H54ZM53 145V146H54ZM139 145V144H138ZM179 145V144H178ZM177 145V146H178ZM256 145V144H255ZM56 146H59V145H56ZM84 146V147H83ZM134 146V145H133ZM183 147L185 146V145H182ZM188 146H190V145H188ZM247 147V149L246 150H244L245 148L244 147ZM254 146V145H253ZM252 146V147H253ZM260 146H262L261 144H260ZM176 147V146H175ZM216 147V146H215ZM216 147V148H217ZM221 147V148H222ZM231 147H233V149L231 150ZM242 147V148H241ZM64 148H61V149H64ZM86 149V150H84V149ZM144 148V147H143ZM179 148L181 149V147H180V145H179ZM178 148V149H179ZM187 148H189V147H187ZM186 148V149H187ZM239 148H241L242 149V152H239ZM35 149V148H34ZM50 149V148H49ZM60 149V148H59ZM64 149V150H65ZM84 150V152H83V150ZM177 149V150H178ZM190 149H191V147H190ZM189 149V150H190ZM207 149V148H206ZM213 149V148H212ZM215 149V148H214ZM258 149V148H257ZM261 149H264V148H262L261 147ZM260 149V150H261ZM46 150V149H45ZM68 150V149H67ZM70 150V151H71ZM82 150V151H81ZM146 150H148V147H147V149ZM184 150H185V147H184ZM193 149H191V151H192ZM134 151V150H133ZM181 151H183V149H181ZM199 151V152H198ZM206 151V150H205ZM208 151V150H207ZM217 151L219 152L220 150L219 149H217ZM60 152V151H59ZM62 152V151H61ZM65 152H66V150H65ZM69 152V151H68ZM183 152H185V153H187L186 152V150L185 151H183ZM258 152H260L259 151V149H258ZM32 153H34V152H32ZM31 153V154H32ZM193 153V152H192ZM210 152H208V155H211V153L209 154ZM215 153V152H214ZM225 153H226V149H225ZM237 153H238V156H237ZM146 154V151H145V153L144 154H142V155H145ZM194 154V153H193ZM213 154V153H212ZM219 154V153H218ZM227 154V153H226ZM261 154V153H260ZM259 154V155H260ZM68 155V154H67ZM74 155V156H75ZM190 155L192 156V154L190 153ZM34 156V155H33ZM72 156V155H71ZM140 156V157H139ZM213 156V155H212ZM236 156L238 157V158H236ZM262 156H264V155H262ZM29 157V156H28ZM30 157H32V156H30ZM44 157H46V159H47V157L48 156H45L44 155ZM201 157V156H200ZM209 157V156H208ZM170 158V157H169ZM197 158H199V156L197 157ZM214 157H212V159H213ZM264 158V157H263ZM27 159V158H26ZM45 159V158H44ZM82 159V160H81ZM202 159V158H201ZM219 159V158H218ZM71 160V159H70ZM199 160V159H198ZM28 162V161H27ZM199 162V161H198ZM201 162V161H200ZM199 162V163H200ZM232 162V163H231ZM24 163V164H23ZM30 163H32V162H30ZM191 163V162H190ZM48 164V163H47ZM146 164V163H145ZM32 165V164H31ZM46 165V164H45ZM144 165V164H143ZM176 165V164H175ZM194 164H191V166H193ZM29 166H30V164H29ZM146 165H144V166H142V168H144ZM196 166V165H195ZM25 166H23V168H21V169H23L24 170V172L26 173L27 171H25V168H24ZM132 167V168H131ZM147 167V166H146ZM159 167V166H158ZM170 167V166H169ZM194 167V166H193ZM225 167V166H224ZM26 168H27V166H26ZM28 168H30V167H28ZM48 168H49V166H48ZM52 168V167H51ZM86 168V169H85ZM135 169L137 168L138 169V167H134ZM160 168V167H159ZM161 168H162V166H161ZM165 168V167H164ZM166 168H168V167H166ZM228 168V167H227ZM20 169V170H21ZM87 169L90 171V172H92V174H93V179H94V182L96 181L97 183H98V187L97 188H95V189H93V187H96V186H94V184H96V183H93V181L90 183V180H89V183L87 182V186H86V184L84 185L83 184V181H82V178L86 175H88L87 174ZM158 169V168H157ZM10 170V171H9ZM15 170V171H16ZM140 170V169H139ZM163 170V171H162ZM162 170H159L160 172H162L161 174L160 173H158V174H156L157 176H156V179H155V187H153V186H151L150 185V187L152 188L153 187V189L155 188V190H156V192H155V194H152L151 196H149V198H147L148 200L147 201H145V200H142L143 202L145 201L146 203H143L144 205L146 204V210L144 211L143 210V208H144V206H143V208H142V211L144 212L143 214H142V212H141V216H140V222L136 219V217L135 218H132V219H134V220H136L135 222H137V224H138V226L135 224V226L137 227V228H135V230L137 229L138 230V232H137V234L135 233H133V235H136V237H137V235H138V237H137V240L138 239H140V241H144V242H148V244H147V246L148 247H150V250L149 251H146V249L147 248H145V252H144V256H143V253L141 252V256L139 255V253L138 254H136V255H133V252H132V250L129 248V246H127V245H131L132 243L134 244V242H133V238H131V235H129L130 236V238H131V240H129L130 241V243L131 244H129V242H127L128 241V239H129V237H128V239L126 240L125 239V237L127 238V235H124V237L122 236V238L123 239H125L126 240V242H125V245L122 247V244H121V247L122 248H119V242H117V245H119V246H117L116 244V246L119 248V250L118 251H116V253H114L115 255L112 257V263H111V260H109L110 261V264H138V263H144V264H148V263H150V264H170V262H171V264H209L211 261H212V258L208 255L209 254V252L210 251H215V252H217L218 253V256H215V257H213V261H214V263H212V264H228V263H231V261H232V259H233V250L234 249H236V250H238L239 251V248L241 247L242 248V246L241 245H243L244 244V242L245 241H243V240H239L238 242H236V243H234L235 242V240H231V239H229L228 240V238H226L229 242L228 243H225L226 242V240H225V242H223L222 241V239L221 238H217V237H212V238H210V236L211 235H209V233H207V230H208V228H207V226L209 225V224H207V222H206V220L204 219V217L203 216H201V214H200V211H199V209L198 208H195L194 207V205L195 204H192L191 206L189 205L187 208H189V207H194V208H191L189 211H186V210H184V209H182L183 208V205H182V207H181V209H180V207H174V205L176 206V202H178V201H176V198H177V195L179 194V192H180V190H179V187H178V185H176L175 183H174V177H175V175L173 176V171L170 173V174H164V170L165 169H162ZM171 170H173V167L170 169V171ZM188 170V171H189ZM263 170V172H262V175L264 176V168L262 169ZM22 171V170H21ZM103 172V174H102V172ZM157 172H159L158 170H156ZM182 171V170H181ZM253 171V172H252ZM259 171H261V170H259ZM17 172V171H16ZM24 172H21V173H24ZM40 172V171H39ZM53 173V171L51 170L50 171V173ZM168 172V171H167ZM177 172V171H176ZM175 172V173H176ZM20 173V172H19ZM51 173V174H52ZM89 173V172H88ZM178 173V172H177ZM223 173V174H224ZM18 174V173H17ZM91 174V175H92ZM102 174V175H101ZM107 174H109V175H107ZM181 174V173H180ZM179 174V175H180ZM220 174V173H219ZM19 175V174H18ZM90 175V174H89ZM138 175V174H137ZM137 175H135L134 177H136ZM140 175V174H139ZM178 175V174H177ZM179 175L178 176H176V177H179ZM192 175H194V173H192ZM192 175H191V177H192ZM190 176V175H189ZM224 175H222V177H223ZM260 176V175H259ZM19 177V176H18ZM22 176H20V178H21ZM33 177H35L36 178V180H37V176L36 175H34ZM88 177H90V176H88ZM154 177V176H153ZM195 177H197V176H195ZM195 177H194V180L196 181V179H195ZM34 178V179H35ZM41 178V177H40ZM46 178V177H45ZM180 178V177H179ZM178 178V179H179ZM181 178H182V176H181ZM193 178V177H192ZM14 179H16V177L14 178ZM18 179V178H17ZM14 180V182L16 183V185H18L17 183V181L18 180ZM33 179V178H32ZM42 179V178H41ZM47 179V178H46ZM87 179V178H86ZM135 179V178H134ZM218 179H220V178H216V181L215 182H217V180ZM21 180V179H20ZM26 180H27V178H26ZM53 180V181H52ZM204 180V181H205ZM213 180V179H212ZM260 182H261V180L260 179H258ZM13 181V180H12ZM31 181V180H30ZM46 181H49V179L48 180H46ZM85 181H87V180H85ZM152 181V180H151ZM179 181V180H178ZM204 181H202L203 182V186H204ZM209 181V182H210ZM224 181H226V180H224ZM240 181V182H239ZM27 182H29V181H27ZM33 182V181H32ZM51 182H54V183H51ZM135 183H136V181H134ZM180 182V181H179ZM201 182V181H200ZM199 182V184L198 185H200L201 183ZM241 182V183H242ZM247 182V181H246ZM245 182V183H246ZM252 182V181H251ZM256 182H258V181H256ZM14 183V184H15ZM35 183V182H34ZM33 183V184H34ZM39 183V182H38ZM56 183V184H55ZM73 183H75V185L73 184ZM93 183V184H92ZM132 183V182H131ZM176 183L178 184V182H177V180H176ZM233 183V184H234ZM31 184V183H30ZM29 184V185H30ZM46 184H47V182H46ZM82 184L84 185V187L86 186V188H85V190H84V187L82 186ZM184 184V183H183ZM212 184V183H211ZM249 184H252V183H249ZM259 184V183H258ZM26 185H27V183H26ZM32 185V184H31ZM35 185V186H34ZM32 187L34 188H36V185L37 184H34ZM45 185V184H44ZM179 185H182L181 183H179ZM195 185H196V183H195ZM242 185H244V184H241V186ZM43 186V185H42ZM53 186V185H52ZM82 186V187H81ZM117 186L119 187L118 189H116L117 188ZM126 186V187H127ZM140 186V185H139ZM201 186V185H200ZM199 186V187H200ZM208 186V185H207ZM237 186H239L240 187V185H237ZM255 186H257V187H255V188H258L259 187V185H255ZM262 186H263V184H262ZM16 188H18L17 186H15ZM205 187V186H204ZM202 188V187H200L201 189H205L206 190V188ZM232 187V186H231ZM234 187V186H233ZM31 188V187H30ZM44 188H46V187H44ZM55 188V187H54ZM57 188V187H56ZM122 188V189H121ZM129 188V189H130ZM215 188H218L217 186L215 187ZM241 188V187H240ZM239 188V189H240ZM242 188H243V186H242ZM246 188H247V186H246ZM25 189V188H24ZM23 189V190H24ZM50 189H52V188H50ZM185 189V188H184ZM17 190V189H16ZM34 190V189H33ZM33 190H30V192H32ZM37 190H39V189H37ZM53 190V189H52ZM116 190V191H115ZM246 190H248V189H246ZM54 191V190H53ZM136 191V192H135ZM138 191H140L139 189H138ZM148 191V190H147ZM152 190H150V192H151ZM230 191V189L228 190V192ZM252 191V190H251ZM24 192V191H23ZM34 192V191H33ZM32 192V193H33ZM38 192V191H37ZM45 192V191H44ZM48 192V191H47ZM184 192V191H183ZM233 192V190H231V193ZM25 193L27 194L28 192L25 190ZM148 193V192H147ZM185 193V192H184ZM211 193H213V192H211ZM231 193H228V194H230V197H232L231 199H233V202H234V197L236 196L237 198H238V195L237 194H235V196H233V193H235V191L232 193V195H231ZM247 193H249V192H247ZM23 194V193H22ZM55 194V193H54ZM85 194H87L86 196H85ZM214 194V193H213ZM213 194H211V195H213ZM218 194V193H217ZM227 194V195H228ZM25 195V194H24ZM27 195H30V194H27ZM139 195V194H138ZM137 195V196H138ZM183 195V194H182ZM189 195V194H188ZM203 195V194H202ZM226 195V196H227ZM250 195V194H249ZM256 195V194H255ZM17 196H19V195H17ZM16 196V197H17ZM23 196V195H22ZM33 196H35V194H33ZM37 196V195H36ZM42 196L44 197L45 195H43V193H42ZM53 196V195H52ZM144 196H146V195H144ZM179 196V195H178ZM213 196H216V195H213ZM229 196V195H228ZM253 194H252V199H253ZM46 197V196H45ZM47 197L51 200V198L47 195ZM53 197H55V196H53ZM143 197V196H142ZM185 197V196H184ZM191 197V196H190ZM193 197V196H192ZM198 197V196H197ZM203 197H205V196H203ZM217 197V196H216ZM248 197H250V196H248ZM256 197H258V195L256 196ZM2 198V199H3ZM20 198V197H19ZM23 198V199H24ZM31 198H33L32 196H31ZM36 198V197H35ZM131 198V199H132ZM141 198V197H140ZM181 198H182V196H181ZM180 198V199H181ZM195 198V197H194ZM193 198V199H194ZM229 198V197H228ZM237 198H235V199H237ZM251 198V197H250ZM249 198V199H250ZM260 198V197H259ZM258 198V199H259ZM16 200H18V198H15ZM142 199H144V198H142ZM178 199V198H177ZM187 199V198H186ZM198 199H200V198H198ZM224 199V198H223ZM230 199V198H229ZM247 200V202L249 201L250 202V200ZM22 200V199H21ZM31 200V199H30ZM196 200V199H195ZM217 200V199H216ZM227 200V199H226ZM256 200V199H255ZM260 200V199H259ZM263 200V199H262ZM11 201H13V199L11 200ZM19 201V200H18ZM33 201H34V203H33ZM43 201V200H42ZM54 201V200H53ZM53 201H51V202H53ZM134 201V200H133ZM183 201V200H182ZM193 201V200H192ZM205 202H206V200H204ZM203 201V202H204ZM213 201V200H212ZM215 201V200H214ZM213 201V202H214ZM218 201V200H217ZM220 201V200H219ZM236 201V200H235ZM241 202L242 203V200H237L236 202H237V204L235 205L237 208H239L240 206L238 205V202ZM256 201H258V200H256ZM264 201V200H263ZM14 203H15V200L13 201ZM180 202V201H179ZM221 202V201H220ZM220 202L218 203V202H216L215 204H218L217 205V207L219 208V209H221V208H225V207H221L222 205L220 204ZM230 202H232V201H230ZM236 202H234V203H236ZM240 202H239V204H240ZM2 203V202H1ZM42 203V202H41ZM45 203H48V202H45ZM44 203V204H45ZM129 203V201L127 202V204ZM182 203V202H181ZM199 203V202H198ZM207 203H210L209 205L210 206H212V208L214 209L215 207H214V205L215 204H211V202L209 201V202H206V204ZM227 203L229 204V201L227 200ZM251 203H254L253 205V207H254V210L253 211H255L258 207L255 205V203H257V202H252L251 201ZM260 203V202H259ZM259 203H258V205H259ZM11 204H12V202H11ZM35 204H37V203H35ZM43 204V205H44ZM116 205H117V208H119V207H121V205H122V203H119L118 202V204L117 203H115ZM130 204V203H129ZM243 204V203H242ZM262 204V203H261ZM2 205V204H1ZM7 205V204H6ZM47 205H49V204H47ZM46 205V206H47ZM180 205V206H181ZM197 205V204H196ZM208 205V206H209ZM221 205V206H220ZM245 205H247L248 207L247 208H249V206H250V203L249 204H245ZM244 205V207L246 208V206ZM3 206V205H2ZM24 206V207H23ZM124 206H126L127 208H128V206L125 204ZM142 206V205H141ZM210 206L208 207L209 209H210ZM228 206L229 205H227V207L226 208H228ZM239 206V207H238ZM263 206V205H262ZM261 206V207H262ZM4 207V206H3ZM97 207H100L99 209L97 208ZM104 207H106V206H104ZM173 207V208H172ZM197 207V206H196ZM236 207H233V210H235V208ZM252 207V206H251ZM12 208V209H11ZM42 208V207H41ZM48 208H50V207H48ZM107 208V207H106ZM184 208H186L185 206H184ZM226 208H225V210H226ZM230 209H232V207L230 206L229 207ZM243 208V207H242ZM259 208H260V205H259ZM3 209V208H2ZM9 209H11V210H14V206L12 205V207H10ZM45 209V208H44ZM97 209L98 210H104V211H106L104 214L105 215H103L105 218V220L103 219V217H102V211L101 212H97ZM112 209V208H111ZM141 209V208H140ZM139 209V210H140ZM204 209H207L206 207L204 208ZM218 209V210H219ZM8 210V209H7ZM7 210H5L4 209V211H7ZM47 210V209H46ZM114 210V209H113ZM119 210V209H118ZM117 210V211H118ZM122 210V209H121ZM121 210H119V211H121ZM128 210V209H127ZM208 210V209H207ZM215 210H217L216 208H215ZM214 210V211H215ZM217 210V211H218ZM250 210V209H249ZM258 210V209H257ZM259 210H261V209H259ZM9 211V210H8ZM18 211L20 212V214H18ZM103 211V212H104ZM115 211H116V209H115ZM116 211V212H117ZM205 211V210H204ZM210 211V210H209ZM212 211V210H211ZM216 211V212H217ZM231 210H226V212L228 213V212H230ZM139 212V211H138ZM139 212V213H140ZM176 212V213H175ZM222 212L223 213H225L224 211H223V209L222 210H220L219 211V215H221L222 214ZM236 212V211H235ZM234 211H233V213H235ZM238 212H239V210H238ZM243 212V211H242ZM242 212H239L240 214H242ZM258 212V211H257ZM4 213V212H3ZM17 213V214H16ZM42 213V212H41ZM120 213V212H119ZM206 213H208L207 211H206ZM215 212H213V214H214ZM237 213V212H236ZM234 214L236 217H234V220L236 221V219L235 218H237V219H240V222H241V220H242V222H243V224H245L246 222H245V219L247 218L244 214H246V213H249V212H246V213H244L243 214V216H242V218H240V216L238 215V214ZM45 214V213H44ZM124 214H126V209H125V213ZM138 214V213H137ZM209 214H210V212H209ZM209 214H207V215H209ZM216 214V213H215ZM214 214V216H216ZM229 214H232V212H230ZM252 214V213H251ZM253 214L255 215L256 213H254L253 212ZM253 214H252V216H253ZM5 215V214H4ZM3 215V216H4ZM118 216H120L119 214H117ZM128 215V214H127ZM223 216H225L224 214H222ZM227 215V214H226ZM233 215V214H232ZM261 215H262V219L261 220H263V216H264V214H262L261 213ZM7 216V215H6ZM137 216V215H136ZM229 216V215H228ZM257 216H259V215H257ZM52 217V216H51ZM127 217V216H126ZM125 217V218H126ZM138 217H139V214H138ZM209 217V216H208ZM210 217H213V215L211 214V216ZM221 216H216V218H213V219H216L215 221L218 223V221L219 222H221L222 224H223V221L226 219H222V218H220ZM227 217V216H226ZM120 218H122L121 216H120ZM125 218H124V220H125ZM219 218V220H217ZM224 218V217H223ZM232 218V217H231ZM260 218V217H259ZM5 219V218H4ZM3 219V220H4ZM127 219V218H126ZM227 219H228V217H227ZM2 220V219H1ZM53 220V221H52ZM229 220H231L230 219V217H229ZM247 220V219H246ZM255 221L257 220L256 218L254 219ZM260 220V221H261ZM116 221V220H115ZM232 221V220H231ZM255 221H253V222H255ZM258 221H259V219H258ZM260 221H259V223L257 222V225L258 224H260L259 225V227L258 228H260V227H262L261 225H262V223H263V221H261L262 223H260ZM113 222V223H112ZM139 222V223H138ZM247 222H248V220H247ZM251 222V221H250ZM0 223H1V221H0ZM127 220H126V223H125V225H127ZM221 223H219V224H221ZM226 223V222H225ZM249 223V222H248ZM247 223V224H248ZM23 225V224H26V225H23L22 227H19L20 225ZM111 224L113 225V226H111ZM133 224V222L132 221H130V225H132ZM212 224V223H211ZM250 224V223H249ZM252 224V223H251ZM2 225V224H1ZM6 225V226H7ZM124 225V224H123ZM134 225V224H133ZM228 225H231V224H228ZM236 225V224H235ZM235 225H233L232 224V228L235 226ZM3 226V225H2ZM134 226V227H135ZM244 226V225H243ZM249 226V225H248ZM252 226V225H251ZM253 226H255L256 228H257V226L256 225H253ZM252 226V227H253ZM7 227V228H8ZM255 227H253V228H251V230L252 229H255ZM263 227H264V224H263ZM262 227V228H263ZM228 228H229V226L227 227V228H225V229H227L228 230ZM236 228H238V226L236 227ZM257 228V229H258ZM4 229V228H3ZM3 229H2V231H3ZM213 229V228H212ZM1 230V229H0ZM6 230V229H5ZM242 230H244L243 228H242ZM251 230H246V231H244V232H241V233H244V234H248L249 232H251ZM259 230V229H258ZM7 231V230H6ZM9 231H10V229H9ZM14 231H13V233H14ZM164 231L165 233L163 234L162 232ZM212 231V230H211ZM211 231H209V232H211ZM11 232V231H10ZM223 232H225V231H223ZM230 232V231H229ZM229 232H227V233H229ZM260 232H262V233H260ZM258 231V236L257 237H260L261 235H259V234H262V235H264V232H263V230L262 231ZM4 232H2V234H3ZM226 233V232H225ZM226 233V234H227ZM5 234H6V232H5ZM7 234H9V233H7ZM213 234H215V233H213ZM233 234V233H232ZM120 235V234H119ZM185 235V238L183 239V240H180V238H182L183 236ZM231 235V234H230ZM2 236V235H1ZM216 236V235H215ZM238 236V235H237ZM237 236H236V238H237ZM243 237H244V235H242ZM241 237V236H240ZM239 237V238H240ZM245 237H246V239H248L249 240V238L250 239H253V237L251 238L250 237V235H248V236H246L245 235ZM244 237V238H245ZM261 237H264V236H261ZM2 238H5V237H2ZM165 238H169V240L167 241V240H165ZM10 239H8L9 241H10ZM123 239L121 240L120 239V237H119V239H117V240H120V243L123 241ZM235 239V238H234ZM264 239V238H263ZM263 239H261V242L262 243H264V240ZM5 240H7V237L5 238ZM7 240V241H8ZM124 240V241H125ZM135 240V239H134ZM161 240H164L163 242H161ZM255 240V239H254ZM258 240H260V238H258ZM263 240V241H262ZM139 241V242H140ZM167 243H166V242ZM237 241V240H236ZM114 242V241H113ZM255 242L257 243L258 242V244H259V242L260 241H257V240H255ZM2 243V242H1ZM143 243V242H142ZM141 243V244H142ZM250 243H252V241L250 240ZM249 242H248V244L250 245V247L251 246H254V245H251ZM113 244V243H112ZM133 244H132V246L131 247H134L133 246ZM140 244V243H139ZM253 244V243H252ZM114 245V246H115ZM136 245V244H135ZM146 245V244H145ZM260 245V244H259ZM259 245L257 246L258 247V249H259ZM264 245V244H263ZM2 246V245H1ZM1 246H0V249H2L1 248ZM142 246H144V244H142ZM141 246V247H142ZM244 246H246V243H245V245ZM239 247V248H238ZM116 248V247H115ZM135 248V247H134ZM139 248V247H138ZM246 248V247H245ZM252 248V247H251ZM250 248V249H251ZM260 248H261V245H260ZM264 248V247H263ZM137 251H138V249L137 248H135ZM140 249V248H139ZM262 249V248H261ZM253 250H254V248H253ZM256 250V249H255ZM141 251H144V250H141ZM243 251H245V249L243 248ZM249 251V250H248ZM251 251V253H252V250H250ZM256 251H258V250H256ZM256 251H254V252H256ZM4 252H0V253H4ZM215 252H212V253H214L215 254ZM110 253H111V251H110ZM250 253V254H251ZM237 254V253H236ZM1 255V254H0ZM109 255V254H108ZM112 254H110L109 256H111ZM140 256L138 259L136 258V256ZM238 255V254H237ZM239 255H241V254H239ZM133 256H135V257H133ZM105 257V256H104ZM236 257V256H235ZM234 257V258H235ZM242 257V256H241ZM247 257H248V255H247ZM103 258V257H102ZM137 259V260H136ZM107 260V259H106ZM103 261H104V259H103ZM103 261H101V262H103ZM109 261H108V263H106V264H109ZM212 261V262H213ZM103 264V263H102Z\"/></svg>",
    "mask_w": 264,
    "mask_h": 264
},
{
    "label": "rangeland",
    "instance_id": "rangeland-1",
    "mask_svg": "<svg viewBox=\"0 0 264 264\" xmlns=\"http://www.w3.org/2000/svg\"><path fill=\"white\" fill-rule=\"evenodd\" d=\"M16 1H19V0H0V5H2L1 6V8L2 9H0V15H5V16H0V19H3L6 23H9L10 22V24L11 25H9L10 27H7V28H11V30H12V28L13 29H15V27H16V29H18V30H15L16 32L18 31V34H17V37L15 36L16 35V32L14 33V31L11 33V30L10 31H8L7 32V30L5 29L6 28V26H8V25H6V23H5V25L4 26H1V31H3V32H5V34L6 35H9V36H13L14 34V37H16V38H18L19 36V34H20V37L21 38H23L22 36H25V38L26 37H28V36H32V37H38V35L39 34H36V33H38V30H40L39 29V27L41 28V26H40V24H45L46 22H44V20L46 19V20H49V17H51V16H53V17H58V16H56V15H59V13L60 14H62L61 12L63 11V14L64 13H66V10L67 9H64V8H62V6H66V3H65V1L64 0H56L57 1V3L56 2H53V1H55V0H51V1H49V2H44V3H47V4H42V7H46L47 6V8H46V11H45V8H43V10L41 9V8H38V9H36V8H30L29 6L31 5H33L34 4V0H28V1H33V2H28L27 0H21V3H19L18 2V4H17V2ZM42 1V0H41ZM40 0H37V3L39 4L40 2H41ZM85 1H88V2H86V3H91L90 5H96V6H93V7H98L99 6V4H100V0H85ZM227 1V2H226ZM228 1H229V3L230 4H228ZM236 1V2H235ZM238 1H240V3L238 2ZM35 2H36V0H35ZM53 2V3H52ZM60 2V3H59ZM216 2L217 3H219L218 1H215V3H210V4H206L205 6L204 5H201V6H189V7H186V8H183V9H179V8H176V9H173L172 11H170V12H167V13H163L162 15H160V13L159 12H157V11H155V14H154V17H153V15H152V17L153 18H151V15H149V16H147L146 18H147V22H149V23H146V24H144V26H142V25H140V23H139V20H141V18H142V16H138L139 18H137V16L136 17H129L130 16V14H126V18H123V19H116V18H114V17H112V19H114L113 20V22L112 21H109V20H111V18H109V19H106L105 21H102L101 22V25L100 24H98V27L97 26H92L91 28H86V30L85 29H82L79 33H77V34H75V35H78L76 38H73V40H72V43H78V44H76L77 45V47L75 48V53H76V56H79V58L81 59V63L80 64H78L77 65V67L78 66H80V67H76V69H74L76 72L77 71H79L80 72V75H78V72L76 73L77 75H78V82H77V79H73V78H70L69 80H68V78L66 79L65 77L63 78V74H64V72L66 73L67 71H69V73H70V70L72 71V66H71V62H70V59L68 58L69 57V52H68V49H63V42H64V40L62 39V40H59V41H56V42H50V43H47V44H45V45H43V46H41L40 48H38V49H36L35 51H32V52H30V53H28V54H26V55H23V56H21L20 58H18L16 61L14 60V62H12V63H8V64H3V62H0V66L2 67H0V69H2L1 71L2 72H5V73H1V71H0V94H2V96L0 95V98L2 99V101H1V99H0V105L2 106L3 105V107H1L0 106V132H2V130H4L5 128H6V126H8V125H10L12 122H13V119H12V121H11V119L10 118H13V112H15L16 113V111L15 110H17L18 109V112L17 113H19V112H22L21 110V106H18V105H20L21 104V102L20 101H22V104H24V101H23V99H21L22 98V96H23V94L24 93H21V96H19L20 95V91H18V92H16V90L15 89H17L18 90V88H17V85H16V83L17 84H19L18 82L19 81H17V80H19L18 78H20L21 80H24V78H26V75L30 78V80H32V81H34V84H32V87L33 88H35L34 89V93L36 94H34L33 92V94H30L29 93V97H28V99H26L25 101H30V106H34V104H35V107H36V109H34V110H32L33 108L31 107V112L29 113V116H30V119H31V117L33 116V118L30 120V122H31V125H30V128L28 129L29 131V135H31V137L29 136V138H27V143H29L30 141H32V143L30 142V144L31 145H28V144H26V146H25V148L26 149H28V148H30L31 146H32V148L33 149H31L30 148V150H29V152L30 151H32V152H34V153H32V152H30L29 154H28V156L27 157H25V160H26V163H27V165H22L21 166V168H23V166H25L24 168H25V171H27L26 173L24 172V170L23 169H14L12 172H10V175H9V179H11L12 178V180H11V182L12 183H9V186L10 187H14V189L12 188V190H15V191H13V195L10 197L9 195L7 196V198H3V197H0V221H1V223H0V246H1V248L2 249H0V252L2 251V252H4L3 251V249L5 250V249H7L6 248V246L4 247V245H7V247H9L11 244V241H12V239H10V238H13V236H15V231L14 230H12L13 228H10V227H12V226H10V227H8V225L7 224H4V223H9V222H11L9 219H7V218H10L12 215H9V214H7V213H15V208L17 209L18 207L15 205L16 203H21V205L24 203V201L23 200H25V198L24 197H26V196H29V197H26V198H30V199H28V201L30 202V201H32V200H34L35 199V203H37V204H35L34 203V201H33V203H34V205L35 206H38L39 208H38V211L37 212H40V209H41V212H40V214H42V215H44V216H46V217H49L50 216V214H48V213H50L51 211H52V208L53 209H56V211L58 210L57 208H58V205H57V202H56V200L57 201H59V199L60 198H58V197H60L61 195H59L58 194V192H60V194H61V191L59 190L60 188H59V185H57L56 183V185H54V184H50V178L52 179L53 177L55 178V176H54V174L56 175V171H54V170H56V168H54V166H52V164L53 165H55L54 163H52V164H50L51 162H52V160L51 159H48V158H50V157H52L53 156V153H51V152H53V151H55V153L56 154H58V155H55L54 157L56 158V157H58V156H61L63 159H65V160H67L68 162H70V164H71V162H73V160H75V158H76V155L75 154H77L76 152H74V151H72L71 149V151L69 150V148H67V149H65L66 147H69V145H71V144H69V143H67V145H65L66 144V142H68V141H70V140H72L73 141V139H72V137H71V135H67V133L65 132L64 133V129H63V125H61V124H59L60 126H57V122L54 120L55 118L56 119H58L60 116H59V114L57 113L58 111H60V101H59V98H58V96L59 95H61V97H64V98H62V100H65L66 98H68L67 100H65L64 102H65V104L67 105H69V104H72V109L74 110V112L76 111L78 114L80 113V118L81 119H84L85 120V118H86V116L88 117V119H92V121H89L90 122V124H88V126L86 125L88 122L87 121H85L83 124H85L86 126H85V128H84V130H86V131H89V132H91V130L93 129V125L95 124V120H96V117H99L101 114L99 113L100 111H97V110H99V105L100 104H97V103H100V102H98L97 100L98 99H96V96H97V93L95 92V90H93V89H95V87L93 88L92 86H93V84L95 83V80H97L99 77H101V76H98L97 75V73H99V72H101V70H102V74L104 73L105 74V72L107 71V73L105 74V75H108V73H109V75H113V74H111V73H116L117 71H119L118 70V68L120 67V66H122V67H120V68H122V70H120V71H123L124 70V72H130V73H126V76H124V78H123V81L122 80H119L120 82H121V84L123 85V83H124V85H123V87H125V85H127L128 87V90H129V92L131 93V92H133V93H129L132 97H130V95H129V100L127 101L126 100V102H125V104H127V105H125V108L126 109H124V111L121 113V114H128V116H130V118L133 120V118L135 119V116H136V113L138 112V110H140V105L142 104V103H146V102H148L147 103V105L149 104V113H148V116H146V125H147V127L145 128V130H144V132H142L141 133V131L139 132V133H136V135H133V140H135V144H134V142L132 143V146L130 147V150L132 151V153H134V154H136V151H137V157H138V153L139 152H142V153H140V158H137V159H135L136 161H134L133 162V164L131 165L132 167L134 166H136V167H138V169L136 168H132V170L134 169V172L135 173H137V174H134V176L135 175H137L136 177H134L133 175H132V178L131 179H129L128 181H126L125 183H124V185H125V188H127V189H125V190H131L132 188H130L132 185L134 186H137V189H136V191L138 192V193H136V195H133V197L134 198H132V195H129L128 196V198L124 201V202H120L118 199H116V201H114L115 199H113V200H110L108 203L106 202L103 206H101L102 207V209H104V210H106V211H104V210H98L100 207H97L98 209H97V212L99 213V212H101L102 211V217H103V219L106 217H110V218H108L107 220H109V219H111V217L113 216V217H116V219H114L113 218V220H114V223H115V226H117V228H118V225H119V228H120V226L122 227V229L120 228V232L121 233H118V236L116 237V238H114L112 241H111V245H110V249H108V251L107 252H104L103 254H106V255H103V256H101V258L99 257L98 259L100 260V261H98V262H100V264H106V263H108V261L109 260H111V263H112V257L115 255L114 253H116V251H118L119 250V248H122L124 245H125V242H126V240L128 239V237H129V239H128V241L127 242H129V244H131L130 243V241L129 240H131V238H133L132 240H133V242H134V244H133V246L135 247V248H137L138 249V251L134 248V247H131L132 246V244L131 245H127V246H129V248L132 250V252H133V255H136V254H138L139 253V255L141 256V252L143 253V256L145 255L144 254V252H145V248H147L146 249V251H149L150 250V247H148L147 246V244H148V242H144V241H140V239H138L137 240V237H138V235H137V237H136V235H133V233L135 234H137V232H138V230L136 229L135 230V228H137L136 226H135V224L138 226V224H137V222H135L136 220H134V219H132V218H135L136 217V219L140 222V216L144 213L143 211H142V208H143V206H144V208H143V210L145 211L146 210V204L144 205L143 203H146L145 201H147L148 199L147 198H149V196H151L152 194H155V192H156V190H155V188L153 189V187H155V179H156V174H158V173H162V172H160L159 170H162V169H165L164 170V174H170L172 171H173V176L175 175V177H174V183L176 184V185H178V187H179V190H180V192H179V196L177 195V198H176V201H178V202H176V206L174 205V207H180V209H181V207H182V205H183V208L182 209H184V210H186V211H189L191 208H198L199 209V211H200V214H201V216H203L204 217V219L206 220V222H207V224H209L208 226H207V228H208V230H207V233H209V235H211L210 236V238H212V237H217V238H221L222 239V241L223 242H225V240H226V242L225 243H228L230 240L229 239H231V240H235V242L234 243H236V242H238L239 240L241 241V240H243V241H245L244 242V244L243 245H241L242 246V248L240 247H238L239 248V251L238 250H236V249H234L233 250V259H232V261H231V263H228V264H264V243H262L261 242V239H263L264 237H261V236H264V235H262L263 233L262 232H260V231H262L263 230V232H264V227H263V224H264V216H263V220H261L262 218V215H261V213L262 214H264V176L262 175V172H263V168H264V163L260 166V167H257V169L255 170V171H257L258 173H259V175H258V177H257V179L255 180V178H254V180L252 179L251 181L248 179V180H246V181H244V182H242V179L239 181L240 183H234V182H230L229 181V179L226 177V173H224V172H218V176L219 177H214V178H212L211 179V181L210 180H205V178H201V176H198V174L197 175H195V172H193V171H190L189 169L191 168V169H198V166H199V164L201 165V166H203V164L205 163V162H207V161H205V162H203V158H204V160L206 159V157H207V159L209 158V162H212L214 159L215 160H217L218 162H219V160H221L223 157H225V156H229V158H230V156L231 155H229L230 153H231V151H229L230 150V147H229V149L228 148H226L227 146L226 145H224L223 147L222 146H219V147H217L218 146V144H216V145H214L215 144V140L213 139V140H208V142L209 141H211L210 143H212V141L214 142V143H212V145L210 144L209 145V147H206L205 148V150L204 151H202L200 154L199 153H195V146H193L192 145V142H191V139H190V136L189 135H186V136H184L183 134H182V132H181V129H182V131H183V133H184V131L186 130V131H189L188 132V134H191L192 133V131L190 130V129H192L193 130V126L195 125L194 123H191L190 125H189V123L187 124V125H185L184 123L183 124H181V122H179V121H177L176 120V118H175V116L176 115H178L179 113L178 112H180V111H182L184 114H179L178 116L180 117H184L183 115H186L185 117H187L188 115H187V113H189L188 112V110H187V105L189 104V102H190V104L191 103H196V101H199L200 99H201V97H203L204 95H202L201 96V94H206L208 91H210L209 93H207L208 94V96H210V95H212V94H210V93H213V94H215L216 93V91H218V90H216L217 89V87H216V85H219V84H214L215 82H213V81H211V80H209V78H208V84H212L213 83V85H211V86H209V85H207L208 87H212L213 88V86H215L214 88L215 89H209L208 87H206L207 88V92L205 91V93L202 91L203 89L202 88H204L205 86H206V84L204 83L205 81H207V78H202V79H198V78H201V76L200 77H198L199 75L197 74L196 75V78L198 79H196L195 77H193L192 78V74H193V72H198V71H200V70H202L203 68H204V66H206V70L208 69V71H210V69H211V72L213 71V69H214V64L215 63H211L213 60V54H216L215 52H219V54H217V58H222L223 57V59H225L226 60V62H228V64L230 63V62H233L232 60L230 61V54H231V49H230V47H234V49L235 48H240V47H242V48H244L245 50H247V49H249V47H250V49L252 50V49H254V47L257 45V43H258V45L256 46V47H259V46H261L260 48L262 49L261 51L263 52L264 51V35H263V33H264V0H247L246 1V3L242 0H223L222 1V3H220V4H216ZM225 2H226V4H225ZM232 2V3H231ZM238 2V3H237ZM62 3V4H61ZM65 3V4H64ZM224 3V4H223ZM236 3V4H235ZM243 3V4H242ZM256 3H257V5H256ZM261 3V4H260ZM57 5L56 7L54 6L53 7V5ZM98 4V5H97ZM222 4V5H221ZM234 4V5H233ZM245 4V5H244ZM249 4L251 5V6H249ZM254 4V5H253ZM263 4V5H262ZM18 5V6H17ZM26 5V6H25ZM35 5V4H34ZM61 6L60 7V9H59V6ZM211 5V6H210ZM215 5H216V7H217V10H216V8H215ZM221 5V6H220ZM227 5V6H226ZM236 5V6H235ZM50 6V7H49ZM204 6V7H203ZM223 6V7H222ZM200 7V8H199ZM230 7V9L232 10H228V8ZM237 7H238V9H237ZM240 7V8H239ZM242 7V8H241ZM254 7V10L252 9ZM263 7V8H262ZM180 8H182V7H180ZM196 8V9H195ZM214 8H215V10H216V12H215V10H214ZM234 8H236L237 10H235ZM248 8V9H247ZM19 9V10H18ZM53 11H52V10ZM187 9V10H186ZM244 9H246V10H244ZM252 9V10H251ZM258 9V10H257ZM36 10V12L34 13V11ZM59 10H61V12L59 11ZM174 10H176V11H178L177 13H176V11H174ZM181 10V11H180ZM182 10H184V11H182ZM201 10V11H200ZM204 10V12L202 13V11ZM210 11V13L209 14H207L209 11ZM257 10V11H256ZM19 11H20V13H19ZM23 11V12H22ZM25 11V12H24ZM32 12V14L29 16V13H31ZM38 11L39 12H42L41 14L39 13V15H37L38 14ZM49 13H48V12ZM52 11V12H51ZM55 11V13H56V11H59V13L57 12V14L55 15V13H54V15H53V12ZM190 11V12H189ZM206 11V12H205ZM219 11V12H218ZM236 11V12H235ZM3 12V14H1ZM46 12L49 14V15H51V16H49L48 17V14H46ZM180 12V13H179ZM182 12V13H181ZM195 12V13H194ZM198 12H200V13H202L201 15H200V13H199V17H198ZM232 13V14H229V13ZM244 12V13H243ZM248 12H249V14H248ZM251 12V13H250ZM255 12V13H254ZM172 13V14H171ZM179 13V14H178ZM183 13H184V15H183ZM190 13V14H189ZM216 15H215V14ZM236 13V14H235ZM245 13H247V14H245ZM20 14V15H19ZM21 14L23 15L22 16V19L20 18L21 17ZM33 14H34V16H33ZM46 14V15H45ZM142 14V13H141ZM174 14V15H173ZM175 14H177V15H175ZM211 14V15H210ZM234 14H235V16H237L236 18H234L235 16H234ZM238 14V15H237ZM252 15V17L254 18L252 21H251V19H250V16ZM25 15V16H24ZM37 15V16H36ZM44 15H45V18H44ZM171 15H173L172 17H171ZM193 15H194V17H196L197 18V20L196 19H193L194 17H193ZM203 15V16H202ZM205 15V16H204ZM231 15H233V16H231ZM247 15V16H246ZM159 16V17H158ZM168 16V17H167ZM169 16L171 17V18H169ZM178 16V17H177ZM5 17H7L6 19H5ZM31 17H33L32 19L33 20H31ZM129 17V18H128ZM174 17V18H173ZM184 17V19H182ZM190 17V18H189ZM203 17V18H202ZM230 17H233V18H230ZM240 17H241V20H240ZM251 17V18H252ZM34 18H36V19H34ZM43 18H44V20H43ZM145 18V17H144ZM144 18H142L144 21H145V19ZM149 18H151V20H153V23H151L152 21L149 19ZM157 18V19H156ZM159 18V19H158ZM163 18V19H162ZM192 18V19H191ZM244 18H246V19H244ZM10 19V20H9ZM170 19V20H169ZM185 19L187 20V21H185ZM234 19V20H233ZM242 19H243V23H242ZM256 19V20H255ZM27 22H25V21ZM34 20L36 21V22H34ZM118 20H119V23H118ZM120 20H121V22H120ZM128 20V21H127ZM136 20V21H135ZM193 20H195V21H193ZM199 20V21H198ZM9 21V22H8ZM33 21V22H32ZM38 21V22H37ZM117 21V22H116ZM129 21L131 22L130 24H131V27H130V24H129ZM151 21V22H150ZM156 21V22H155ZM190 21V22H189ZM198 21V22H197ZM231 21V22H230ZM251 21V22H250ZM257 21V22H256ZM116 22V23H115ZM136 23V26H135V29H134V24ZM155 22V23H154ZM187 22V23H186ZM191 22H193L192 24H191ZM235 24H233V23ZM249 22V23H251V26H247V23ZM254 22H256V23H254V24H256L255 25V27H254V24L253 23ZM258 22H259V24H258ZM36 23V24H35ZM104 23V24H103ZM109 23V24H108ZM114 23V24H113ZM122 23V24H121ZM128 23V24H127ZM163 23V24H162ZM168 23H170L169 25H170V27H168L169 25H168ZM171 23H173V24H171ZM177 23H178V26H175V25H177ZM183 23H184V25H183ZM212 23V24H211ZM230 23V24H229ZM238 23H239V25H238ZM241 23H242V25L244 24L247 28H249V29H247L245 26H243L244 28H246L247 30H245V29H243V27H242V25H241ZM12 24H14V25H12ZM116 24H117V26H116ZM118 24H120L121 26L119 27L118 26ZM125 24V25H124ZM139 24V25H138ZM175 24V25H174ZM191 24V25H190ZM195 24L197 25V26H200L201 25V27L199 28V27H197V26H195ZM214 24V25H213ZM236 24H237V27H236ZM103 25L105 26L104 28H103ZM113 25V26H112ZM179 25H181V27H182V29L181 28H179ZM188 26V27H186V26ZM229 25V26H228ZM235 27H234V26ZM13 26V27H12ZM38 26V27H37ZM46 26V25H45ZM119 27V28H121V29H118V28H116V27ZM124 26V27H123ZM128 26V27H127ZM141 26H142V28H141ZM185 26V27H184ZM192 26V30H191V27ZM213 26H214V28H213ZM227 26V27H226ZM239 26V27H238ZM253 26V27H252ZM146 27V28H145ZM199 28V29H197V28ZM252 27V28H251ZM5 30H4V29ZM31 28H33V30L30 29ZM36 28V29H35ZM108 28H110V29H108ZM130 28H131V31H132V33H131V31H130ZM139 28H140V30H141V32H139L140 30H139ZM148 28H150L149 30H148ZM184 28V29H183ZM185 28H187V29H185ZM227 28H229V36L227 37L226 36V34L228 33V29ZM236 30H235V29ZM241 28V29H240ZM8 29V30H9ZM128 29H129V31H128ZM146 29V30H145ZM169 30L168 31V33H170V34H168L167 33V30ZM193 29L194 30H196L195 32H191V33H194L195 34V36H192L191 37V33L189 32V30L190 31H193ZM200 29H201V31H200ZM232 29V30H231ZM245 30V31H243V30ZM19 30H21L22 32H24L23 34H22V32H20L19 33ZM34 30H36L35 32H34ZM96 30H97V32H96ZM119 30H121L120 31V34H119ZM172 32H171V31ZM178 30V31H177ZM182 30V31H181ZM183 30H185V31H183ZM198 30V31H197ZM209 30V31H208ZM231 30V31H230ZM240 30V31H239ZM250 30H253V31H250ZM261 30H263V31H261ZM103 31V35H102V32ZM105 31V32H104ZM107 31V32H106ZM124 31V32H123ZM135 31V32H134ZM144 31H148V32H144ZM176 31V32H175ZM188 31V33H187V35H188V37H191V44L193 45L194 44V46L193 47H188L189 48V50H191V51H189V50H187L188 48L186 47V45H187V42H185L184 40H182V39H180V37H176L175 35L177 34V36H182V33L184 32V33H186ZM218 31V32H217ZM236 31V32H235ZM242 31V32H241ZM34 32V33H33ZM121 32H123V33H121ZM130 32V33H129ZM150 32H152V33H150ZM175 32V33H174ZM179 32L181 33L180 35H179ZM196 32H198L199 33V35H198V33H196ZM208 32V33H207ZM210 32V33H209ZM215 32V33H214ZM232 34H231V33ZM239 32H241V33H239ZM250 34H249V33ZM255 32H257V33H255V35H254V33ZM263 32V33H262ZM97 33V34H96ZM100 33H101V36H100V38H99V36L98 35H100ZM118 33V34H117ZM139 33H141L142 34V36L144 35V34H146V36H145V38H144V36L142 37V39H140L139 40V37L141 38V34H139ZM164 33V34H163ZM165 33H167V34H165ZM183 33V34H184ZM212 33V34H211ZM235 33H237V36L235 35ZM245 33V34H244ZM253 33V34H252ZM25 34H27V35H25ZM93 34V35H92ZM96 34V35H95ZM116 34V35H115ZM208 34H210V36L212 37V40H210V37H209V35ZM215 34V35H214ZM231 34V35H230ZM248 36H247V35ZM260 34H262V35H260ZM91 35V36H90ZM120 35H122L121 37H120ZM149 35V36H148ZM170 36V37H168V36ZM171 35L173 36V37H171ZM213 35V36H212ZM217 35V36H216ZM239 35V36H238ZM241 35V36H240ZM243 35H246V37L244 38V36ZM252 35V36H251ZM257 35H259L258 37L260 38V39H258V37H255V36H257ZM74 36V35H73ZM103 36V37H102ZM106 36V38H104ZM135 36H137V38L135 37ZM196 36H198V37H196ZM231 36V38L229 39V37ZM19 37V38H20ZM70 37H72V36H70ZM82 37H84V38H82ZM91 37V38H90ZM124 37V38H123ZM134 37V38H133ZM176 38V40H175V38ZM194 37H196V38H194ZM214 37V38H213ZM251 39H250V38ZM253 37H254V39H253ZM88 38H89V40H91V41H89L88 40ZM96 38H98V39H96ZM104 38V39H103ZM217 38H219V39H217ZM232 38H234V39H232ZM240 38H242V39H240ZM82 39H83V41H82ZM101 39V40H100ZM120 39V40H119ZM125 39V40H124ZM139 40V42L140 43H138V41H136V43H138L137 45L139 46L138 48V51H135V50H137L135 47L137 46L136 45V43H135V40ZM194 39L196 40V41H194ZM198 39V40H197ZM226 41H225V40ZM232 39V41H228V40H231ZM246 39H248L247 41H245ZM258 39V40H257ZM76 40H78V41H76ZM103 40V41H102ZM171 40V41H170ZM179 40H180V42H179ZM182 40V41H181ZM209 40V41H208ZM221 40V41H220ZM223 40V41H222ZM242 40V41H241ZM253 40H256L257 42H256V44H255V41H254V43H252L253 42ZM262 40V41H261ZM123 41L125 42V43H123ZM134 41V44L132 43ZM175 41V42H174ZM177 41V42H176ZM184 41V42H183ZM198 41V42H197ZM214 42V43H216V44H214V43H212L211 44V42ZM225 41V42H224ZM229 43H232V45L231 44H229ZM252 41V42H251ZM262 43H261V42ZM181 42H183V43H181ZM197 42V43H196ZM245 42H246V44H245ZM248 42V43H247ZM103 43V44H102ZM129 45H128V44ZM196 43V44H195ZM224 43V44H223ZM235 43H236V45H235ZM62 44V45H61ZM83 44V45H82ZM120 44H124V45H126L127 47H124V49L125 50H123L124 52H122V49H121V45ZM228 46H226V45ZM249 44V45H248ZM253 44V46H251ZM58 45V46H57ZM59 45H61L60 47H59ZM80 47H79V46ZM174 45H175V47H176V45L177 46H179L178 48L176 47H174ZM224 45V46H223ZM231 45V46H230ZM118 46V47H117ZM129 46V47H128ZM135 46V47H134ZM198 46V47H197ZM217 46H221V47H223V48H218ZM240 46V47H239ZM247 46V47H246ZM249 46V47H248ZM95 47V48H94ZM122 47H123V45H122ZM219 49V51H216V50H218L217 48ZM227 47L228 48V50L227 49H225V48ZM253 47V48H252ZM256 47H255V49H256ZM100 48V49H99ZM135 48V49H134ZM144 48V51H145V49H146V52H148V53H146V52H144L142 49ZM175 48V49H174ZM186 48V49H185ZM214 48H215V50H214ZM40 49V50H39ZM59 49H61V50H59ZM121 49V54H120V52H119V54L120 55H116V53L119 51V50ZM224 49V50H223ZM249 49V50H250ZM254 49V50H255ZM77 50V51H76ZM101 50V51H100ZM103 50H105V51H103ZM139 50L143 53V54H141L142 56H139ZM148 50V51H147ZM171 50V51H170ZM177 50L180 52V54L183 52V54H185L187 51H188V57H185L184 56V58H186L185 60H187L186 62V64H187V66H188V68H190L189 69V71H190V75H186V76H183V78H180L179 79V81H178V77H176V75H175V73L173 72V71H170V69H172L173 67L171 66V63H172V60L174 59L173 57H174V54H175V59L177 60V63H179L178 62V58L179 57H183V54H179V52H177ZM187 50V51H186ZM208 50V52H206ZM213 50H214V52H213ZM221 50V51H220ZM38 51V52H37ZM59 51V52H58ZM60 51L62 52V53H60ZM83 51V52H82ZM100 51V52H99ZM115 51V52H114ZM127 51H129V52H127ZM167 51H169L168 52V54L166 53ZM174 51V52H173ZM176 51V52H175ZM225 51H226V53H225ZM64 52H66L65 53V55H64ZM68 52V53H67ZM78 52L80 53L81 52V54L79 55L78 54ZM102 52V53H101ZM114 52V53H113ZM131 52H132V54H133V56H134V58L138 55L139 56V59L140 60H144V62H142V61H140L139 59L137 60L138 62L136 63V64H132V66H130V64L127 66V64L125 63L126 61H129V60H133L134 58H133V56L131 55ZM138 52V53H137ZM193 52H194V55H193ZM221 52H223V54L221 53ZM229 52V53H228ZM261 52V54L259 55V56H257L256 58V60H258L259 62L261 61V63H262V65H261V63H260V65H259V62L257 63V61L255 60V62L254 61H250V62H246L245 63V65H247V66H245L244 65V67L245 68H243V70L244 71H246L247 70V72H249V73H245V74H243L244 72L243 71H241L242 69H239V70H237V71H235V70H233L234 72L233 73H236V77H235V75L232 73V70H231V74L232 75H234V76H231L230 77V81H231V83L228 81V83H225L224 85H221L220 84V86H222L221 88H222V92H221V99L223 100L224 98L223 97H225V100L227 99L228 100V98H229V101H227V102H229L228 103V105H226L227 103H226V101H224L226 104H224V102L221 100V102H222V106L220 105L219 106V108H221V109H219V108H216L215 110H212L214 113H215V111L216 110H218V111H216V114L218 115H220L221 114V111H222V113L223 112H225V111H228L229 112V114L228 115H225V113H227V112H225L224 114H221V116L222 115H224V117H225V120H224V122L223 121H221V119L223 118L224 119V117L222 116V118H220V122H221V125H224L225 126V123H226V121L230 118V120L229 121H227V123H237V121H240V122H242L241 120L242 119H238V120H234V118L235 119H237V117H243V121H245V117L247 118L248 117V114H247V111H248V107H247V104L249 103L250 104V102H248V100L247 99H249L250 97L252 98V96H254L252 93H253V90H254V93H255V96L257 95V96H259V98H258V100H257V102H256V100H255V104L257 105V107H258V109L260 110L259 112L261 113V114H263L264 115V105H263V103H264V54ZM55 53V54H54ZM92 53H94V55L92 56ZM96 53V54H95ZM105 53V54H104ZM136 53H137V55H136ZM146 53V54H145ZM163 53H164V55H163ZM208 55H207V54ZM209 53H211V54H209ZM37 54V55H36ZM45 54V55H44ZM67 54V55H66ZM114 54H115V56H114ZM166 54H167V57H166ZM170 54H172V55H170ZM192 54V55H191ZM204 54H206V55H204ZM56 55V56H55ZM128 55V57L126 58V56ZM145 55V56H144ZM168 55H170V56H168ZM178 55V56H177ZM180 55V56H179ZM191 55V56H190ZM222 57H221V56ZM38 56V57H37ZM41 56V57H40ZM44 56H45V59H44ZM55 56V57H54ZM100 56V58H98ZM104 56V57H103ZM116 56H117V58H116ZM121 56V57H120ZM210 56V57H209ZM212 56V57H211ZM226 56H227V58H226ZM39 57H40V59H39ZM67 57V58H66ZM82 57V58H81ZM122 57H123V59L125 58V61L123 62V64H126V66H124L123 64L122 65H120L119 67L117 66V67H115V65H117L118 63H116V61H114V60H117V59H119V61H121V60H123L122 59ZM129 57H131V58H129ZM163 57V59H164V61H163V59H161ZM166 58V60H165V58ZM169 57H172V58H169ZM196 58L195 59V61H194V58ZM207 57H209L208 59H207ZM225 57V58H224ZM41 58H43V59H41ZM54 58V59H53ZM116 58V59H115ZM191 59V60H189V59ZM193 58V59H192ZM205 58V59H204ZM210 58H211V60L212 61H210ZM262 58V59H261ZM20 59V60H19ZM34 59V60H33ZM67 59H69V60H67ZM79 59V60H80ZM102 59V62H105L106 64H107V62H108V68H107V66H106V64H105V66H103L102 65V63L101 62H99V63H101V65L100 64H97V62H96V60L98 61V60H101ZM105 59V60H104ZM114 59V60H113ZM159 59H161V62H160V60ZM255 59V58H254ZM253 59V60H254ZM36 60V61H35ZM63 60H65V61H63ZM104 60V61H103ZM169 60V61H168ZM171 60V61H170ZM202 60H204V62L202 61ZM209 60V61H208ZM46 61V62H45ZM94 61L96 62V64L94 63ZM163 61V62H162ZM168 61V62H167ZM192 61V62H191ZM17 62V63H16ZM28 62H30V63H28ZM40 62V63H39ZM118 62V61H117ZM139 62H141V63H139ZM170 62V63H169ZM194 62V63H193ZM196 62V63H195ZM203 62V63H202ZM225 62V63H226ZM2 63V64H1ZM26 63V64H25ZM37 65V63H39V65L36 67V65ZM63 63V64H62ZM92 63V64H91ZM116 63V64H115ZM131 63V62H130ZM163 63H165V64H163ZM183 63V62H182ZM189 63V64H188ZM193 63V64H192ZM199 63H200V65H199ZM233 63H235V62H233ZM252 63V64H251ZM254 63V64H253ZM257 63V64H256ZM15 65V68H17V69H15V68H13V66ZM34 64V65H33ZM69 65L68 66V68L70 69H68L67 68V70L65 71L64 69H63V65ZM162 64V65H161ZM167 64H169V65H167ZM206 64V65H205ZM208 64H209V67H208ZM227 64V63H226ZM3 65V66H2ZM6 65V68L4 67ZM18 65H19V67H18ZM67 65H66V67H67ZM96 65V66H95ZM100 65V66H99ZM112 65H113V67H112ZM134 65V66H133ZM138 65H140L139 66V68L138 67H136V66H138ZM165 65H166V67H168V66H170V69H169V67L168 68H166L165 67ZM190 65H192V66H190ZM197 66V67H195V66ZM203 65V66H202ZM26 66V68H24ZM41 66H43V67H41ZM70 66H71V68H70ZM102 66V67H101ZM130 66V67H129ZM190 66V67H189ZM193 66H194V68H193ZM254 66V67H253ZM260 66V67H259ZM22 67V68H21ZM36 67V68H35ZM66 67H64V68H66ZM83 67V70H78V69H81ZM94 67H99L98 68V70H100V71H98L96 68H94ZM105 67V68H104ZM134 67V68H133ZM136 67V68H135ZM172 67V68H171ZM208 67V68H207ZM247 67V68H246ZM19 68V69H18ZM30 68V69H29ZM42 68V69H41ZM110 68H111V70H110ZM115 68H117V69H115ZM119 68V69H120ZM124 68V69H123ZM129 68H133V70L135 71V72H133V70H126V69H129ZM202 68V69H201ZM248 68H253V69H248ZM23 69V70H22ZM96 70L97 71V73L95 74L94 73V71L93 70ZM198 69V70H197ZM5 70V71H4ZM9 70H11V71H9ZM18 70V71H17ZM22 70V71H21ZM25 70H26V72H25ZM30 70H31V72H30ZM37 72H36V71ZM64 72H63V71ZM110 70V71H109ZM117 70V71H116ZM165 70L168 72H170L171 74H169V72H168V74H167V72H165ZM197 70V71H196ZM249 70V71H248ZM75 71L73 72L72 71V73H70V74H74L75 73ZM81 71L83 72V73H81ZM193 71V72H192ZM7 72H9V73H11V75H12V77L14 78V76L16 75V77H15V80L14 81H12V84H11V80H13V79H10V76L11 75H9V73H8V76H7ZM21 72H23V73H20ZM36 72V73H35ZM59 72V73H58ZM133 72V73H132ZM191 72H192V74H191ZM239 72V73H238ZM68 73V72H67ZM115 73H114V75H115ZM241 73V74H240ZM83 74V75H82ZM167 74V75H166ZM175 75V77H176V79L173 77V75ZM240 74V76H241V78H243V80H241V78H240V76H237V75H239ZM251 74V75H250ZM32 75V76H31ZM57 75V76H56ZM101 75V74H100ZM130 77V78H132L133 80H132V82L131 81H127L128 79H126L128 76ZM132 75V76H131ZM135 75V76H134ZM195 75V73L193 74V76ZM19 76V77H18ZM61 76V77H60ZM64 76H66V75H64ZM79 76H83V79L84 80H82V78H81V83H79ZM165 76V77H164ZM167 76V77H166ZM18 77V78H17ZM22 77V78H21ZM34 77V78H33ZM96 77H98L97 79H96ZM170 77V78H169ZM188 77L189 78H191V79H193L192 81H191V79H190V81H188L187 79H188ZM39 78V79H38ZM137 80H136V79ZM139 78V79H138ZM234 78V79H233ZM240 79L241 80V82H240V80H237V79ZM65 79V80H64ZM72 79V80H71ZM92 79L94 80L93 82H92ZM100 79V78H99ZM141 79H142V81H141ZM169 79L173 82V80H175L173 83H171V81L169 82ZM205 81H204V80ZM36 80V81H35ZM38 80V81H37ZM58 80H60V82L58 81ZM129 80H131V79H129ZM138 80L140 81L139 82V84L137 83L138 82ZM202 80L204 81V82H202ZM137 81V82H136ZM176 81H177V83H176ZM185 81H186V83H193V84H196L195 82L196 81H199V85H198V87H196V89L195 90H193L194 88H192L193 86L192 85H190V86H192L191 88H190V86H189V88L192 90V92H190V89L188 88V86L187 85H184V83H185ZM236 81V82H235ZM239 83H238V82ZM59 84H58V83ZM132 84H135L134 86H135V91H138V92H136L137 94H135L134 93V91H132V90H130L129 88H130V86L132 85ZM142 82V83H141ZM184 82V83H183ZM202 82V83H201ZM234 82V86H232L233 83ZM61 83H62V85H61ZM137 83V84H136ZM204 83V84H203ZM11 84V85H10ZM37 84V85H36ZM67 85L68 86V90L66 89L67 88V86H66V88H64V85ZM131 84V85H130ZM188 84V85H189ZM227 84V85H226ZM232 84V85H231ZM12 85H14L13 87H12ZM16 85V86H15ZM56 85L58 86L57 88H56ZM169 85V86H168ZM175 85V86H174ZM179 87H181V85H183V88L181 87V88H179ZM239 86V88H238V86ZM241 85V86H240ZM256 85H258V86H256ZM96 86V85H95ZM138 86V87H137ZM224 86V87H223ZM9 87L11 88V89H9ZM19 87V86H18ZM61 87H63L62 89H64V91L62 90V89H60ZM83 87V88H82ZM140 87V88H139ZM187 87V90H185V88ZM256 87V88H255ZM258 87V88H257ZM4 88V89H3ZM13 88V89H12ZM15 88V89H14ZM74 88H75V90H74ZM78 90H80V91H78V93L77 92H75L77 89ZM82 88V89H81ZM85 88V89H84ZM174 88L176 89L175 91H177L178 92V90L180 89V90H182L181 92L182 93H180V90H179V92L178 93H180V94H178L177 92H175V93H173L174 92ZM198 88L200 89V91L198 90ZM226 88V90L224 91V89ZM228 88V89H227ZM231 88V89H230ZM237 88V89H236ZM252 88V89H251ZM255 88V89H254ZM22 88H20L19 90H21ZM166 89V90H165ZM172 89H173V91H172ZM183 89H184V92L185 93H183ZM259 90V92L257 91V90ZM5 90V91H4ZM11 90V91H10ZM37 90V91H36ZM60 90V91H59ZM66 90V91H65ZM84 90H85V92H84ZM170 90V91H169ZM211 90H213V91H211ZM216 90V91H215ZM227 90H228V93L226 94V92H227ZM3 91H4V93H3ZM9 91V92H8ZM15 91V92H14ZM63 91V92H62ZM68 91V92H67ZM257 91V92H256ZM37 92V93H36ZM60 92V93H59ZM79 92H81L80 93V95H79ZM88 94H87V93ZM147 92V93H146ZM150 92V93H149ZM187 92V93H186ZM201 92H203V93H201ZM66 93V94H65ZM70 93V94H69ZM146 93V94H145ZM166 93V94H165ZM196 93H201V94H196ZM257 93V94H256ZM54 94H57V95H54ZM68 94V95H67ZM96 94V96H94ZM154 94V95H153ZM188 94V95H187ZM206 94V95H207ZM229 94V95H228ZM30 95H32V96H30ZM52 95V96H51ZM63 95V96H62ZM67 95V96H66ZM153 97H151V96ZM178 95V96H177ZM191 95V96H190ZM192 95H193V97H192ZM195 95H197V97L198 98H194V97H196ZM246 95L248 96V97H246ZM4 96V97H3ZM55 96H57V97H55ZM66 96V97H65ZM86 96V97H85ZM113 96V95H112ZM115 96V95H114ZM113 96V97H114ZM149 96L151 97V98H149ZM166 96V97H165ZM174 96L176 97V98H174ZM187 96H189L188 98H187ZM214 96V95H213ZM229 96V97H228ZM245 96V97H244ZM255 96H254V98H255ZM12 97H13V99L15 100V103L13 102L14 100L12 99ZM40 97H41V99H40ZM61 97H60V99H61ZM81 97H83L84 98V100L81 98ZM112 97V98H113ZM183 99H182V98ZM228 97V98H227ZM5 98V99H4ZM31 98V99H30ZM33 98V99H32ZM58 98V99H57ZM71 98V99H70ZM89 98V99H88ZM145 98V100L143 101L142 99H144ZM171 98H174V100L173 99H171ZM186 98H187V100H186ZM194 98V99H193ZM5 101H4V100ZM17 99V100H16ZM81 99V101H79ZM86 99H88V100H86ZM153 100V102H150V100ZM195 99H196V101H195ZM231 99H233V101L231 100ZM235 99H236V101H235ZM255 99H257V98H255ZM37 100H39V101H37ZM70 100V102L71 103H67L68 101ZM86 100V101H85ZM94 100V101H93ZM151 100V101H152ZM162 100V101H161ZM163 100H165V101H163ZM168 100H172V101H168ZM175 100H176V102H175ZM179 100H181V101H179ZM186 101V103L185 102H183V101ZM243 100H244V102H245V104L243 103ZM245 100H247V101H245ZM262 100H263V103H262ZM19 101V102H18ZM67 101V102H66ZM76 101H77V104H76ZM91 102V103H89V102ZM168 101V102H167ZM188 101V102H187ZM235 101V104H233V102ZM9 102H10V104H9ZM18 102V103H17ZM33 102V103H32ZM52 102L53 103H55L54 104V107H52V108H50L49 107V104L51 103L52 104ZM83 102V103H82ZM88 102V103H87ZM178 102V104H179V102H181L179 105H180V108H178L179 106L178 105H175V103H177ZM232 102V103H231ZM248 102V103H247ZM259 102H261V105H260V103ZM3 103V104H2ZM20 103V104H19ZM56 103H58L57 105H58V107H55V105H56ZM78 103H81V104H78ZM86 105H85V104ZM182 103H184V104H182ZM240 103H241V106H240ZM247 103V104H246ZM4 104H6V105H4ZM8 104V105H7ZM74 104V105H73ZM89 104V105H88ZM91 104V105H90ZM95 106H94V105ZM140 104V105H139ZM155 104V105H154ZM185 104H187V105H185ZM226 106H224V105ZM233 105V107H231L230 105ZM243 104L244 105H246V106H243ZM259 104V105H258ZM13 105V106H12ZM56 105V106H57ZM78 105V106H77ZM96 105H97V107H96ZM130 105V106H129ZM132 105H134V106H132ZM163 105V106H162ZM52 106V105H51ZM91 106V107H90ZM94 106V107H93ZM127 106V107H126ZM171 106L172 107H174V109H175V107H177L176 109L177 110H179V109H181L180 111H175L174 110V113H173V110L171 111L169 108H171ZM185 106V107H184ZM230 106V108L228 109L227 107H229ZM240 106V107H239ZM17 107V108H16ZM34 107V108H35ZM50 109H49V108ZM93 107V108H92ZM152 107V108H151ZM223 107V108H222ZM243 107V108H242ZM261 107H262V109H261ZM9 108V109H8ZM12 108H14V110L12 109ZM21 110H20V109ZM39 108V109H38ZM55 108H56V111L57 112H55ZM133 108V109H132ZM138 108V109H137ZM186 109V111L184 112L182 109ZM231 108H233V109H231ZM239 108H242V109H244V114H243V110H239ZM246 108V109H245ZM6 109V110H5ZM12 109V110H11ZM72 109L70 108L69 110H71L72 111ZM169 110V112H167L168 110ZM230 109H231V111H230ZM20 110V111H19ZM50 110V111H49ZM52 110V111H51ZM262 110V111H261ZM5 111V112H4ZM6 111H8L7 113H8V115H10V116H8V115H6V114H4V113H6ZM12 112L11 114H10V112ZM35 111H37L38 113H33V112ZM70 111V112H71ZM78 111H81V112H78ZM131 111H133V112H131ZM136 111V112H135ZM234 111H235V114H233L234 113ZM237 111V112H236ZM68 112L69 111H67V114H68ZM73 112V111H72ZM94 112V113H93ZM172 112V113H171ZM182 112H180V113H182ZM187 112V113H186ZM217 112H220V113H217ZM14 113V114H15ZM46 114V116L44 115L43 116V114ZM51 113V114H50ZM57 113V114H56ZM81 113H84V114H81ZM134 113V114H133ZM168 113V114H167ZM259 113V115H258V117H256L254 120H253V123H254V125H253V127H252V129H254V132H253V134H254V137H253V134H252V136H250V135H248L250 138H252V143H250V144H253V145H251V149H256L257 150V153H256V155L254 156V159H256V160H258L259 158H260V160L262 159H264L263 157L264 156H262V155H264V149H261V147L262 148H264V138H263V136H264V124L262 125V123H264V119L261 117V116H263V115H261ZM66 114V115H67ZM88 114V115H87ZM170 114H173L172 115V118H170L171 117V115ZM237 114V116L235 117V115ZM35 115H36V117H35ZM38 115V116H37ZM49 115V116H48ZM53 116V120H52V116ZM83 115V116H82ZM133 115H135V116H133ZM233 115V116H232ZM239 115V116H238ZM261 115V116H260ZM4 116H7V117H5L4 118ZM29 116H27V118H29ZM59 116V117H58ZM85 116V117H84ZM152 116V117H151ZM170 116V117H169ZM178 116H176V117H178ZM230 116H232V117H230ZM260 116V117H259ZM178 117V118H179ZM189 117V116H188ZM239 117V118H240ZM47 120H45V119ZM148 118V119H147ZM153 118V119H152ZM227 118V119H226ZM258 118V119H257ZM175 119V120H174ZM222 119V120H223ZM233 119V120H232ZM256 119H257V122H256ZM262 119V120H261ZM3 120H5L6 122H4ZM10 120V121H9ZM49 120V121H48ZM109 121V120H108ZM108 121H106L107 122V124H109L110 125V122H108ZM150 121V123H148ZM171 121H173V123L171 122ZM29 122V123H30ZM34 122V123H33ZM47 122H48V124H49V126L47 125ZM50 122H51V124H50ZM87 122V123H86ZM185 122V121H184ZM219 122V123H220ZM174 123H176V124H174ZM181 125H180V124ZM226 123V125L227 126H231V124H227ZM259 124V126H258V124ZM261 123V124H260ZM33 124V125H32ZM37 126H36V125ZM54 124H56V126L54 125ZM150 124V125H149ZM171 124V125H170ZM52 125V126H51ZM258 126V127H255V126ZM33 126V128H31ZM48 126V127H47ZM52 128H51V127ZM53 126H54V128L56 127L57 128V130L58 131H54V129H53ZM95 126V125H94ZM149 126V127H148ZM1 127H3V128H1ZM36 127V128H35ZM60 127H61V129H60ZM88 127V128H87ZM91 127V128H90ZM109 127V126H108ZM170 127V128H169ZM186 127H189V128H187L186 129ZM196 127V126H195ZM263 129H262V128ZM50 128V129H49ZM55 128V129H56ZM90 128V129H89ZM173 128V129H172ZM178 128H180V129H178ZM256 128V129H255ZM257 128H259V129H257ZM260 128H261V130H260ZM148 129V130H147ZM175 129V130H174ZM176 130H177V133H179V134H177V133H175L176 132ZM36 132L35 134H34V132ZM60 131H63V132H60ZM146 131V132H145ZM179 131V132H178ZM185 131V132H186ZM57 132V133H56ZM258 132H260V134L262 135V138H261V135L258 133ZM53 133V134H52ZM60 134V135H59ZM66 134V135H65ZM139 134V135H138ZM178 135V136H174V135ZM182 134V136H184V138L181 136V138H180V135ZM185 134H187V132L185 133ZM257 134H259V135H257ZM34 135V136H33ZM173 135V136H172ZM256 135V136H255ZM67 136V137H66ZM70 136V137H69ZM136 136V137H135ZM257 136H259V138H257ZM50 137V138H49ZM131 137V136H130ZM137 137H139V138H137ZM176 137V138H175ZM181 139L180 141H179V139ZM256 137V138H255ZM59 138V139H58ZM61 138V139H60ZM64 138V139H63ZM71 138V139H70ZM141 138V140H139ZM173 138H175L174 140H173ZM70 139V140H69ZM172 141H171V140ZM182 139H184L183 140V143H185V144H182ZM188 139V140H187ZM60 140V141H59ZM64 142H63V141ZM169 140H170V142H169ZM177 140H178V144L180 145V147H181V149H183V151H185L186 150V152L187 153H185V152H183V151H181V149L179 148V145L176 143L177 142ZM253 140L254 141H256L257 143H255L254 144V142H253ZM62 141V142H61ZM175 141V142H174ZM250 141V140H249ZM55 142V143H54ZM71 142V141H70ZM175 144H174V143ZM188 142V143H187ZM261 142V143H260ZM34 143H36V145H34ZM53 143V144H52ZM60 143L62 144V143H64V144H62V145H60ZM139 145H138V144ZM140 143H142V144H140ZM171 143V144H170ZM258 143H260L262 146H260V144L258 145ZM55 144V145H54ZM178 146H177V145ZM54 145V146H53ZM56 145H59V146H56ZM81 144H79L78 146H80ZM134 145V146H133ZM182 145H185L184 147H185V150H184V147L182 146ZM188 145H190V146H188ZM65 148H64V147ZM176 146V147H175ZM217 148H216V147ZM226 146V147H225ZM253 146V147H252ZM84 147V146H83ZM144 147V148H143ZM147 147H148V150H146L147 149ZM187 147H189V148H187ZM190 147H191V149H193L192 151H191V149H190ZM222 147V148H221ZM35 148V149H34ZM50 148V149H49ZM60 148V149H59ZM61 148H64L65 150H66V152H65V150L64 149H61ZM140 148H141V150H140ZM179 148V149H178ZM187 148V149H186ZM213 148V149H212ZM215 148V149H214ZM242 148V147H241ZM241 148H239V152H242V149ZM245 149L244 150H246L247 149V147L245 146L244 147ZM259 149V151L260 152H258V149ZM46 149V150H45ZM84 149V148H83ZM82 149V150H83ZM137 149H139V150H137ZM178 149V150H177ZM190 149V150H189ZM217 149H219L220 151L218 152L217 151ZM225 149H226V153H225ZM233 149V147H231V150ZM261 149V150H260ZM50 150H51V152H50ZM81 150V151H82ZM84 150H86V149H84ZM84 150H83V152H84ZM134 150V151H133ZM208 150V151H207ZM60 151V152H59ZM62 151V152H61ZM69 151V152H68ZM139 151V152H138ZM145 151H146V154L145 155H142V154H144L145 153ZM230 153H229V152ZM194 154H193V153ZM199 152V151H198ZM208 152H210L211 153V155H208ZM215 152V153H214ZM222 152H223V154H222ZM32 153V154H31ZM190 153L192 154V156L190 155ZM209 153V154H210ZM213 153V154H212ZM219 153V154H218ZM220 153L222 154L221 156H223V157H221V156H219L220 155ZM229 153V154H228ZM261 153V154H260ZM68 154V155H67ZM260 154V155H259ZM34 155V156H33ZM44 155L45 156H48L47 157V159H46V157H44ZM72 155V156H71ZM75 155V156H74ZM213 155V156H212ZM30 156H32V157H30ZM50 156V157H49ZM199 156V158H197ZM201 156V157H200ZM209 156V157H208ZM237 156H238V153H237ZM236 156V158H238ZM170 157V158H169ZM212 157H214L213 159H212ZM255 157H257V158H255ZM27 158V159H26ZM45 158V159H44ZM202 158V159H201ZM219 158V159H218ZM221 158V159H220ZM71 159V160H70ZM199 159V160H198ZM206 159V160H207ZM223 159H227V160H224V162L223 161H221L219 164L222 166V171H225L226 169V171L225 172H227L228 171V169H230L229 167L230 166H228L229 164L227 163V161L229 162L230 161V159H234V157H232V158H230V159H228V157L226 158H223ZM82 160V159H81ZM28 161V162H27ZM194 161H196L197 163H198V166H197V164H196V162H194ZM200 163H199V162ZM30 162H32V163H30ZM191 162V163H190ZM48 163V164H47ZM146 163V164H145ZM203 163V164H202ZM230 163V162H229ZM232 163V162H231ZM24 164V163H23ZM29 164H30V166H29ZM32 164V165H31ZM46 164V165H45ZM146 165L144 168H142V166H144V165ZM176 164V165H175ZM190 165L189 166V169L187 168L188 166H186L185 167V165ZM191 164H194L193 166H191ZM196 165V166H195ZM205 165V164H204ZM26 166H27V168H26ZM48 166H49V168H48ZM160 168H159V167ZM161 166H162V168H161ZM170 166V167H169ZM225 166V167H224ZM28 167H30V168H28ZM52 167V168H51ZM165 167V168H164ZM166 167H168V168H166ZM173 167V170H171L170 171V169ZM200 167V166H199ZM228 167V168H227ZM158 168V169H157ZM86 169V168H85ZM140 169V170H139ZM17 172H16V171ZM53 171V173L51 174L50 173V171ZM156 170H158L159 172H157ZM182 170V171H181ZM189 170V171H188ZM259 170H261V171H259ZM10 171V170H9ZM40 171V172H39ZM163 171V170H162ZM168 171V172H167ZM178 173H177V172ZM20 172V173H19ZM21 172H24V173H21ZM87 176L85 175L83 178H82V181H83V184L85 183L86 184V186H87V182L89 183V180H90V183L93 181V183H96V184H94V186H96V187H93V189H95V188H97L98 187V183L95 181L94 182V179H93V174H92V172H90L88 169H87ZM89 172V173H88ZM102 172V171H101ZM176 172V173H175ZM253 172V171H252ZM19 175H18V174ZM181 173V174H180ZM192 173H194V175H192ZM220 173V174H219ZM224 173V174H223ZM90 174V175H89ZM92 174V175H91ZM102 174H103V172H102ZM101 174V175H102ZM140 174V175H139ZM179 175V177H176V176H178ZM34 175H36L38 178H37V180H36V178L35 177H33ZM104 175V174H103ZM107 175H109V174H107ZM159 175V174H158ZM190 175V176H189ZM191 175H192V177H191ZM222 175H224L223 177H222ZM19 176V177H18ZM20 176H22L21 178H20ZM88 176H90V177H88ZM154 176V177H153ZM181 176H182V178H181ZM195 176H197V177H195ZM16 177V179L18 180L17 182V184L18 185H16V181L14 182V180H16V179H14ZM42 179H41V178ZM47 179H46V178ZM194 177H195V179H196V181L194 180ZM26 178H27V180H26ZM33 178V179H32ZM35 178V179H34ZM53 178V179H54ZM87 178V179H86ZM135 178V179H134ZM179 178V179H178ZM216 178H220V179H218L217 180V182H215L216 181ZM21 179V180H20ZM49 179V181H46V180H48ZM258 179H260L261 180V182L258 180ZM31 180V181H30ZM85 180H87V181H85ZM152 180V181H151ZM176 180H177V182H178V184L176 183ZM180 182H179V181ZM205 180V181H204ZM224 180H226V181H224ZM27 181H29V182H27ZM33 181V182H32ZM53 181V180H52ZM134 181H136V183L134 182ZM202 181H204V186H203V182L201 183ZM210 181V182H209ZM256 181H258V182H256ZM35 182V183H34ZM39 182V183H38ZM46 182H47V184H46ZM132 182V183H131ZM199 182L201 183L200 185H198L199 184ZM246 182V183H245ZM15 183V184H14ZM26 183H27V185H26ZM32 185H31V184ZM37 184L36 185V188L34 187H32L34 184ZM51 183H54V182H51ZM92 183V184H93ZM179 183H181L182 185H179ZM184 183V184H183ZM195 183H196V185H195ZM212 183V184H211ZM234 183V184H233ZM249 183H252V184H249ZM259 183V184H258ZM30 184V185H29ZM45 184V185H44ZM74 185H75V183H73ZM82 184V186L84 187V185ZM241 184H244V185H242L243 186V188H242V186H241ZM262 184H263V186H262ZM43 185V186H42ZM53 185V186H52ZM127 185H131L130 187L129 186H127ZM140 185V186H139ZM150 185L151 186H153L152 188L150 187ZM208 185V186H207ZM237 185H240V187L239 186H237ZM255 185H259V187L258 188H255V187H257V186H255ZM15 186H17L18 188H16ZM35 186V185H34ZM81 186V187H82ZM86 186L84 187V190H85V188H86ZM127 186V187H126ZM204 187V188H206V190L205 189H201L200 187ZM218 187V188H215V187ZM232 186V187H231ZM234 186V187H233ZM246 186H247V188H246ZM31 187V188H30ZM44 187H46V188H44ZM55 187V188H54ZM57 187V188H56ZM25 188V189H24ZM50 188H52V189H50ZM119 187L117 186V188L116 189H118ZM130 188V189H129ZM185 188V189H184ZM240 188V189H239ZM17 189V190H16ZM24 189V190H23ZM34 189V190H33ZM37 189H39V190H37ZM122 189V188H121ZM135 189V188H134ZM134 189H132V190H134ZM138 189L140 190V191H138ZM230 189V191L228 192V190ZM246 189H248V190H246ZM25 190L28 192L27 194H30V195H27L26 193H25ZM30 190H33L32 192H30ZM59 190V191H58ZM148 190V191H147ZM150 190H152L151 192H150ZM231 190H233V192L235 191V193H233V196H235V194H237L238 195V198L235 196L234 197V202H236L238 199L239 200H242V203L240 202V204H239V202H238V205L240 206H238L239 208H237L235 205L237 204V202L236 203H234L233 202V199H231L232 197H230V194H228V193H231ZM252 190V191H251ZM24 191V192H23ZM38 191V192H37ZM45 191V192H44ZM48 191V192H47ZM58 191V192H57ZM116 191V190H115ZM135 191V192H136ZM185 193H184V192ZM148 192V193H147ZM211 192H213V193H211ZM247 192H249V193H247ZM23 193V194H22ZM42 193H43V195H45L44 197L42 196ZM55 193V194H54ZM218 193V194H217ZM232 193H231V195H232ZM25 194V195H24ZM33 194H35V196H33ZM139 194V195H138ZM183 194V195H182ZM189 194V195H188ZM203 194V195H202ZM211 194H213V195H216V196H213V195H211ZM229 196H228V195ZM250 194V195H249ZM252 194L254 195L253 196V199H252ZM256 194V195H255ZM17 195H19V196H17ZM23 195V196H22ZM37 195V196H36ZM47 195L51 198V200L47 197ZM55 196V197H53V196ZM87 194H85V196H86ZM138 195V196H137ZM144 195H146V196H144ZM227 195V196H226ZM258 195V197H256ZM17 196V197H16ZM31 196L33 197V198H31ZM143 196V197H142ZM181 196H182V198H181ZM185 196V197H184ZM191 196V197H190ZM193 196V197H192ZM198 196V197H197ZM203 196H205V197H203ZM248 196H250V197H248ZM20 197V198H19ZM36 197V198H35ZM141 197V198H140ZM195 197V198H194ZM230 199H229V198ZM260 197V198H259ZM3 198V199H2ZM15 198H18V200H16ZM24 198V199H23ZM132 198V199H131ZM142 198H144V199H142ZM181 198V199H180ZM187 198V199H186ZM194 198V199H193ZM198 198H200V199H198ZM224 198V199H223ZM235 198H237V199H235ZM251 200H250V199ZM260 200H259V199ZM13 199V201L15 200V203L13 202V201H11ZM22 199V200H21ZM196 199V200H195ZM218 201H217V200ZM229 201V204L227 203V200ZM250 200V202L248 201L247 202V200ZM258 200V201H256V200ZM263 199V200H262ZM43 200V201H42ZM54 200V201H53ZM134 200V201H133ZM142 200H145L144 202L142 201ZM183 200V201H182ZM193 200V201H192ZM204 200H206V202H211V204H215L216 202H220V204L222 205H220L221 207H227V205H229L228 206V208H226V210H231L230 212H232V214H229L230 212H226V210H225V208H221V209H219L218 207H217V205L218 204H215L214 205V207L218 210H215V208L213 209L212 208V206H210L209 204L210 203H207L206 204V202L204 201ZM214 202H213V201ZM220 200V201H219ZM236 200V201H235ZM51 201H53V202H51ZM129 201V203L127 204V202ZM204 201V202H203ZM230 201H232V202H230ZM251 201L252 202H257V203H255V205L258 207L255 211H253L254 210V203H251ZM2 202V203H1ZM11 202H12V204H11ZM42 202V203H41ZM45 202H48V203H45ZM118 202L119 203H122V205H121V207H119V208H117V205L115 204V203H117L118 204ZM182 202V203H181ZM199 202V203H198ZM260 202V203H259ZM45 203V204H44ZM250 203V206H249V208H247L248 206L247 205H245V204H249ZM258 203H259V205H260V208H259V205H258ZM262 203V204H261ZM4 206H2V205ZM7 204V205H6ZM44 204V205H43ZM47 204H49V205H47ZM127 205L128 206V208L126 207V206H124V205ZM182 204V205H181ZM192 204H195L194 205V207H189V208H187L189 205L191 206ZM197 204V205H196ZM235 204V205H234ZM12 205L14 206V210H11V209H9L10 207H12ZM47 205V206H46ZM142 205V206H141ZM181 205V206H180ZM210 206V209L208 208L209 206ZM244 205L246 206V208L244 207ZM263 205V206H262ZM104 206H106V207H104ZM184 206L186 207V208H184ZM197 206V207H196ZM219 206V205H218ZM232 207V209H230L229 207ZM252 206V207H251ZM262 206V207H261ZM24 207V206H23ZM42 207V208H41ZM48 207H50V208H48ZM57 207V208H56ZM207 208V209H204V208ZM233 207H236L235 208V210H233ZM243 207V208H242ZM3 208V209H2ZM45 208V209H44ZM112 208V209H111ZM141 208V209H140ZM173 208V207H172ZM4 209L5 210H7V211H4ZM47 209V210H46ZM51 211H50V210ZM114 209V210H113ZM115 209H116V211L119 209V210H121V211H115ZM125 209H126V214H124L125 213ZM128 209V210H127ZM140 209V210H139ZM189 209V210H188ZM223 209V211L225 212V213H223L222 212V214H224L225 216H223L222 214L221 215H219L220 213H219V211L220 210H222ZM250 209V210H249ZM253 209V210H252ZM259 209H261V210H259ZM110 210H111V213H112V216H111V214H109L110 213ZM205 210V211H204ZM210 210V211H209ZM212 210V211H211ZM215 210V211H214ZM238 210H239V212H242V214H240L239 212H238ZM104 211V212H103ZM141 211L142 212V214H141V212L139 213V212ZM206 211L208 212V213H206ZM217 211V212H216ZM233 211L236 213V214H238L239 216H240V218H242V216H243V214L244 213H246V212H249V213H246V214H244L247 218V220H248V222L250 223H248L247 222V220L245 219V224H243V222H242V220H241V222H240V219H237V218H235L236 219V221L234 220V217H236L234 214L235 213H233ZM258 211V212H257ZM4 212V213H3ZM17 212V211H16ZM21 212V211H20ZM20 212L18 211V214H20ZM106 212V214H107V216L104 214ZM120 212V213H119ZM209 212H210V214H209ZM213 212H215L214 214L216 215V216H221L220 218H222L224 221H223V224L221 223V222H219L218 221V223L215 221L216 219H213V218H216V216H214V214H213ZM253 212L254 213H256L255 215L253 214ZM13 213V215H15ZM45 213V214H44ZM139 214V217H138V214ZM176 213V212H175ZM253 214V216H252V214ZM5 214V215H4ZM17 214V213H16ZM117 214H119L122 218H120V216H118ZM128 214V215H127ZM141 214V215H140ZM207 214H209V215H207ZM211 214L213 215V217H210L211 216ZM227 214V215H226ZM4 215V216H3ZM7 215V216H6ZM103 215H105V217L103 216ZM137 215V216H136ZM229 215V216H228ZM257 215H259V216H257ZM52 216V217H51ZM49 218H51V219H54L55 218V220H56V214H52ZM127 216V217H126ZM209 216V217H208ZM228 217V219H227V217ZM127 219H126V218ZM224 217V218H223ZM229 217H230V219L232 220H229ZM232 217V218H231ZM260 217V218H259ZM5 218V219H4ZM124 218H125V220H124ZM257 219L256 221L254 220V219ZM2 219V220H1ZM4 219V220H3ZM258 219H259V221L261 220V221H263V223L260 221V223H262V227H260V228H258L259 227V225L260 224H258L257 225V222L259 223V221H258ZM105 220V219H104ZM116 220V221H115ZM126 220H127V225H125V223H126ZM217 220H219V218L217 219ZM53 221V220H52ZM130 221H132L133 222V224L132 225H130ZM251 221V222H250ZM253 221H255V222H253ZM138 222V223H139ZM226 222V223H225ZM113 223V222H112ZM212 223V224H211ZM219 223H221V224H219ZM248 223V224H247ZM252 223V224H251ZM3 226H2V225ZM10 224V223H9ZM118 224V225H117ZM124 224V225H123ZM228 224H231V225H228ZM232 224L233 225H235L233 228L231 227L232 226ZM7 225V226H6ZM20 225V224H19ZM23 225H26V224H23ZM23 225H20L19 227H22ZM244 225V226H243ZM249 225V226H248ZM253 225H256L257 226V228L259 229H257L255 226H253V227H255V229H252L251 230V228H253L252 226ZM111 226H113L112 224H111ZM135 226V227H134ZM229 226V228H228V230L227 229H225V228H227ZM238 226V228H236ZM8 227V228H7ZM4 228V229H3ZM213 228V229H212ZM242 228L244 229V230H242ZM2 229H3V231H2ZM7 231H6V230ZM9 229H10V231H9ZM212 230V231H211ZM246 230H251V232H249L248 234H244V233H241V232H244V231H246ZM13 231H14V233H13ZM209 231H211V232H209ZM223 231H225L226 233L227 232H229V233H225V232H223ZM258 231L260 232V233H262V234H259V235H261L260 237H257L258 236ZM2 232H4L3 234H2ZM5 232H6V234H5ZM162 232V231H161ZM7 233H9V234H7ZM163 234L165 233L164 231L162 232ZM213 233H215V234H213ZM233 233V234H232ZM13 235V236H11V235ZM120 234V235H119ZM128 234V235H127ZM231 234V235H230ZM2 235V236H1ZM124 235H127V238L125 237V239H123L122 238V236L124 237ZM129 235H131V238H130V236ZM216 235V236H215ZM238 235V236H237ZM242 235H244V237H245V235L246 236H248V235H250V237L252 238L253 236V239H250L249 238V240L248 239H246V237L244 238ZM236 236H237V238H236ZM241 236V237H240ZM2 237H7V240L8 239H10V241L8 240H5V238H2ZM10 237V238H9ZM119 237H120V239L122 240L123 239V241L120 243V240H117V239H119ZM240 237V238H239ZM139 238V237H138ZM185 238V235L182 237V238H180V240H183ZM226 238H228V240L226 239ZM235 238V239H234ZM258 238H260V240H258ZM135 239V240H134ZM213 239V238H212ZM225 239V240H224ZM257 240V241H260L259 242V244L261 245V248H260V245L258 244V242L256 243L255 242V240ZM125 240V241H124ZM131 240V241H132ZM165 240H169V238L167 239V238H165ZM237 240V241H236ZM250 240L252 241V243H250ZM264 240V239H263ZM262 240V241H263ZM114 241V242H113ZM119 242V245H117V242ZM140 241V242H139ZM164 240H161V242H163ZM2 242V243H1ZM143 242V243H142ZM166 242V241H165ZM248 242L251 244V245H254V246H251L250 247V245L248 244ZM113 243V244H112ZM140 243V244H139ZM144 244V246H142V244ZM167 243V242H166ZM245 243H246V246H244L245 245ZM119 246V248L116 246ZM121 244H122V247H121ZM136 244V245H135ZM146 244V245H145ZM115 245V246H114ZM259 245V249H258V247L257 246ZM142 246V247H141ZM116 247V248H115ZM140 249H139V248ZM246 247V248H245ZM243 248L245 249V251H243ZM251 248V249H250ZM253 248H254V250H253ZM149 249V250H148ZM258 250V251H256V250ZM141 250H144V251H141ZM249 250V251H248ZM250 250H252V253H251V251ZM110 251H111V253H110ZM254 251H256V252H254ZM212 252H215V251H210L209 252V256L212 258V261L214 260L213 259V257H215V256H218V253L217 252H215V254L214 253H212ZM238 255H237V254ZM251 253V254H250ZM1 255H0V264H5V262L7 261V257H6V260H5V256L7 255V252L5 251L4 253H0ZM5 254V255H4ZM110 254H112L111 256H109ZM239 254H241V255H239ZM3 255H4V257H3ZM247 255H248V257H247ZM105 256V257H104ZM140 256H136V258L138 257H140ZM236 256V257H235ZM242 256V257H241ZM103 257V258H102ZM133 257H135V256H133ZM235 257V258H234ZM137 258V259H138ZM103 259H104V261H103ZM107 259V260H106ZM136 259V260H137ZM101 261H103V262H101ZM210 262L209 264H212V263H214V261L213 262ZM86 264H89V263H86ZM92 264H97V262L96 263H92ZM109 264H110V261H109ZM138 264H140V263H138ZM141 264H144V263H141ZM148 264H150V263H148ZM170 264H171V262H170Z\"/></svg>",
    "mask_w": 264,
    "mask_h": 264
}]
</instances>
